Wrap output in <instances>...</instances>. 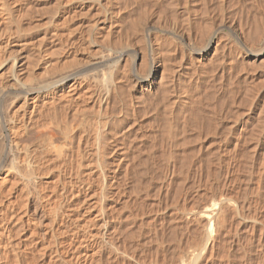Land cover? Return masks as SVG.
<instances>
[{"label":"rangeland","instance_id":"1","mask_svg":"<svg viewBox=\"0 0 264 264\" xmlns=\"http://www.w3.org/2000/svg\"><path fill=\"white\" fill-rule=\"evenodd\" d=\"M19 1H20L19 3H20L21 6H22V3H25L22 6L23 7L22 9H25V11H26V8L27 9H29L31 7L34 8V9L31 8L33 10H28L27 11V13L29 11H31V13L29 12V15L31 14V16L27 15L29 20H30V17L32 18V13L34 11H36V10L40 11L41 10L39 8V6L40 7L42 6L43 8H45L48 5H49V7H51V5L52 4L54 5L56 2L60 3V4H56V6H52L51 7V8H54V7L58 8V9L57 8L53 9V10H56V13L53 11V13H55V14H52V15L48 14L49 9H45V11L47 12L46 13L47 15L46 14L45 15H39V14H42V13L44 14V9L41 10V11H43L42 13L39 12V11H38L39 13H36L35 15L33 13V16H34L33 18H35V19L32 18L33 20L31 19L30 21L33 22V24L35 25L37 23V21H34V20H38L39 19L38 20V24L40 22L42 24H45L44 26H42V25L41 26H42V28L46 27V29H47L46 32H44L43 29H41L42 31L41 30H36L39 27V26H37L38 25L37 24V25H35L36 29L34 28L31 31L32 32L31 35H33L32 36L33 37V39H32L33 42L28 38V36H26V37H23V39L21 41H18L19 43L17 42L20 46L18 44L13 45L11 43V49L13 50V52L15 50L13 55L19 56L18 59L20 60V62L22 64H24V66H25V64H27L26 62L29 61L28 64L30 63V60H31L30 56H33V53H34L35 57L33 56L32 58H36V59L35 60L32 59L35 62L33 65H32L33 62L31 60V62H32L31 65L32 66L36 65V66H34L32 68V67H30L31 66L30 65L29 67L32 68L31 70L34 73L36 72L35 74H37V76L40 75L39 76L40 78H37L35 76L34 80L40 81L42 79L41 77H43V76H41L42 73H40V70L42 71V70H44V68L46 69V67H49V65H54L55 63L53 61L56 60L55 62H58L59 64H60V62L64 63L63 61L68 60V58H69L68 56H71V55H82L83 53H85L86 49L89 46H90V48L93 47V44H88V43L86 44L85 42H81V36L78 35L80 33V30H85L86 29L85 24L87 23V16H90L89 14H91V13L93 14V11H89L91 13H88L87 12L88 9H87L85 15L84 14H83V16L81 15V12H85L86 8H88L87 7L88 3L86 2V0H76V1L75 0H67V1L66 0H62V1H64L63 3L61 2V0L60 1L56 0V2H55V0H45V1L44 0H31L30 1L31 3L29 2V0H23L22 3H21L22 0H19ZM106 1H109V2H107L108 5L112 8L114 14H116L115 16L116 17L118 16L116 24H118V25L121 24L120 26L114 25L113 34L116 37L113 35L111 37V41H114L113 43L116 42L115 44L118 45V47H119V45L121 44L122 36L124 34H126V33L131 34L130 36H129V34H126V35H128V38L130 37V40H131L130 44H134V46H136L137 50L139 49V51H138L139 52V58H138V60L135 63V66L138 68V70L141 73H143L145 70L148 69L149 66H151L152 63L155 64L157 62V64H159V74L158 75L160 76V73H161L160 71H162L165 68L167 70L164 69L163 73L166 71V74H167V72H168L167 66L168 67L170 66L171 69L173 68L172 70L174 71L172 73L173 77L171 75L172 70L170 69V67H169V70L171 72L170 73L168 72L169 75L168 74L167 75L171 76V77H169V79H171L173 81L171 83L170 82L171 80H169L167 77H165V75H166L165 74L163 79H165L167 81L162 79V82L161 81L158 82V85L156 83H153L152 84L153 85L152 89L145 90V91L144 90L143 91L140 90L139 89L140 85L138 84L139 80L136 79L134 75H132L131 57H128L126 55L125 57H127L126 58L127 62L124 61L123 63H121L122 65L125 64L126 66L125 65L122 66L123 68H121V70H120L121 71V73H120L121 74L120 75L121 79L119 77L120 80L117 83L118 89H121V90H118L117 88H116L117 90L115 89L117 92L115 91V93L112 94V97L110 98V102H109L108 108H105L106 111H103L102 108L96 110L98 108V105L97 106L96 105L92 106V104H90L89 101H83L82 99L81 100L78 99V103L79 104L77 105V108L74 107V105L71 106V107H73V108H71L69 106L72 105V103H71V101L69 102V99L67 100L66 97H64L65 99L62 98V100H60L61 104L59 103L60 102L59 101L57 103L55 102L54 103L55 105H51L50 102H49V104H50L49 106L47 105L48 102H46V104H44L45 105L44 107L41 105L40 108H42L43 110L41 109L40 111H42L44 113L43 114L44 117L48 115L47 117H45V120L48 123L46 122L47 123L46 124L44 122L45 120L41 118L42 117L41 116L42 115L41 112L38 113V116L39 117L41 116L40 118H41V120H43L45 125H48L52 121V123L55 122V124H60V126L62 127V128L61 127L60 128L62 130H64V131L67 130V131H65L67 137L65 139V145L64 146H66L67 144L68 145L66 147H63V150H65V151L62 150V152H61L62 155H61V153H59L60 154L59 156H60L61 159L60 158L58 159V157H59L58 156V152L56 153V150H53L52 148L50 149L49 153L47 152V155L44 154V153H42V155H40L41 152L40 153L36 152L37 154L38 153L39 154L36 155V153H35L33 155L35 157L36 161H37V162H35V164H32L33 168L31 167L30 164L27 163V159H26L27 155L24 152V150L22 149L19 152V154H17V157H16V160L18 158V160H17L18 163L16 162L17 164H15V165H17L16 166L17 168L19 167L18 170L19 169L21 170V171L19 170V172H21V173L18 174V175L15 174V172H13L14 170L12 171L13 168L9 167V165L6 164V162L10 161L11 158H12L10 156L12 151H10L11 152L10 154H4L1 157V159H0L1 160V162H0V169H1L0 170V178L5 176V171L6 170L4 168H7V167H5V165L8 166V168H7V172H6L7 181L4 182L5 181L4 180L3 181L4 184L3 183L0 184V196L2 195L0 197V199L4 200L2 202V203H4L5 199L7 200V199H11L12 198L11 200H13V199H14V201L17 200V202L20 201L19 203L22 202L21 205L23 204L22 206H19L20 204L16 202L17 203L16 204V210H17V208L20 207V209H18V211L20 213L18 211H16L17 214H18L17 217L21 216L20 214H22L21 218H16L17 222H16V220L13 221L14 220L13 218L12 219L8 218L9 216L7 217L8 220L6 218H5V221L3 220L4 218L2 219L3 222L0 220V226H1L0 228L3 229L4 227L8 226V229H11L10 231L13 234V236H12V234L10 233V238H12L10 240L7 237L4 238L5 242H7L8 245H10L9 241H12V243H18L20 249L24 248L25 245H26L25 248L28 249L27 252H29V254L27 255V259H30V261H32V264H70V262H71V264L72 263L73 264H77V263L78 264H82L83 262H84V264H125V263L126 264H160V263L161 264H170V263L171 264H174V263L175 264H180L181 263L180 262L181 258L182 259H187L186 262H187V264H189L188 263V259L191 257L190 255H192L194 253L201 255L200 259L197 261V264H199V263L200 264H204V263L205 264H264V185H263L264 184V171H263L264 170V166H263L264 165V161L262 160V159H264V153H263L264 152V123H263V121H264V110H262V109H264V46H263L264 45V32H263L264 28H263V30L261 28L262 26L264 27V24L263 25L261 24V23L264 22V0H220V1L219 0H183V1L182 0H171L172 2L170 0H168V1L167 0H137V1L136 0H134V1L133 0H122V1L117 0V2H116V0H112V1L111 0H105V2ZM224 1H225V3H224ZM50 2H51V4H49ZM102 2H104V1L102 0ZM155 2H156V4L158 3L159 5L157 4V6H156ZM163 2H164V4H161ZM145 3H147L149 6L147 4H145ZM171 3H172V5H171ZM28 4H31V5H29L31 7H26V5H28ZM137 4H140V5H137ZM37 5H39L38 6L39 9H35L34 6H37ZM61 5L64 6L65 8L64 7L62 8ZM136 5L138 7L143 8V9L142 10H141V8L138 9L136 7ZM241 5H242V7H241ZM118 6H119V8H118ZM162 6L164 8H162ZM251 7H252V9H251ZM77 8H80V9H77ZM132 8H134V9H132ZM147 8L150 9V10H148ZM66 9L68 10L69 14L71 13L70 11H72V10H74V11L78 10L79 14H78V12H76V14L73 12L74 13V17L76 16L75 20H74L73 17L70 19V17L73 16L72 13L70 14V16H67V15H69L68 13L65 15V13L67 12ZM121 9H123L124 11H122ZM145 9H146V11H145ZM59 10H60V12H59ZM159 11H160L161 14L159 13ZM50 12H51V9H50ZM144 12H145V14H143ZM146 12H148V13L146 14ZM186 13H187V15H186ZM77 15H79V16H77ZM80 15H81V17H80ZM132 15H133V18L131 17ZM166 15H167V17H166ZM253 15H255V18L253 17ZM257 15L258 16L260 15V16L258 17ZM64 16L65 17L67 16L68 18L66 17V20H64L65 19V18H63ZM156 16L159 17V19L160 18L161 19L159 20L158 18H156ZM174 16H175V18H174ZM203 16H204V18H203ZM126 17H127V19H126ZM138 17H140L139 19H141L140 21H141V25H142V27L140 28L141 29L140 33L138 32L140 29L138 31H134L133 29H131L132 23L134 21L136 23V19L139 20ZM190 17H192V18H190ZM62 18H63L64 22H66L68 20L67 21L68 24H67V22L66 23H64V22L61 23V21H63ZM129 18H132V19H129ZM186 18H187V20H185ZM260 18L262 19V21L261 20L258 21ZM49 19H51V20H49ZM60 19H61V21L59 22ZM69 19H70V22H69ZM157 19H158V21L160 23H158ZM179 19H181V21ZM255 19L258 22L257 26H255L256 25L255 24L256 23ZM183 20H185L184 21L185 23L183 22ZM207 20H208V22H206ZM52 21L53 22H57L58 21L59 24L61 23V24L65 25V29L57 31V34L55 33L56 37H55V34L52 33L53 30H52V32L50 30V29H52L51 26H50ZM251 21H253V22H251ZM34 22H36V23H34ZM172 22H174L177 25V26L175 25L176 27L179 26V28H177L178 31H179V29L180 30L184 29V31L182 30V31L179 32V34L181 36L180 38H176V39L170 38V34L168 32H170V30H171V27L173 25V24H171ZM180 23H181V25H180ZM206 23H208L210 25L209 28L211 30L208 28L209 25L208 24L206 25ZM219 23H221V24L219 25ZM244 23H245V25L247 27L244 25ZM72 24H73V26H72ZM129 24H130V26H129ZM182 24H184V25L182 26ZM203 24H205L207 26V28H206L205 25L203 27ZM66 25H68V27ZM69 25H71V27ZM193 25H194V27H193L194 29L192 28ZM249 25H250L251 28L249 27ZM49 26H50V28L48 29ZM74 26L76 28L77 27L78 28L76 29ZM105 26H108V23ZM127 26H129L130 29ZM239 26H242V27L239 28ZM243 26L246 27V28H243ZM66 27H67V29H66ZM73 27L75 28L74 34H73V30H71L70 33L72 32L73 35L72 34H70V35L67 34L66 35V32L68 30H70L69 28L73 29ZM80 27H82V29ZM120 27L123 28V29H121ZM169 27H170V29H169ZM125 28H127V31H126ZM247 28L248 29L250 28V29L247 30ZM185 29L187 30L188 33L185 32L186 31ZM200 29H201V31L202 30L203 31L200 32ZM207 29H208V31H207ZM252 29L255 30V31L253 32ZM122 30H124L125 32L122 31ZM132 30H133V32H130ZM61 31H64L65 33L61 32ZM246 31H248L249 34H247L248 32H246ZM43 32L45 33V35H43L44 34ZM58 32H60V34H58ZM136 32H137V34H135ZM145 32H146V34H145ZM183 32L188 34V36L186 34H184ZM241 32H243V33H241ZM61 33H62V36H60ZM201 33L204 34V35H207L206 36L207 38H205L204 35H201ZM46 34L47 35L49 34V35L46 36ZM147 34L150 35L149 39H147V37H146ZM57 35H59L58 36L59 38L61 37L60 38L61 39V43L59 42L60 41L59 39L57 40V38H58ZM162 35H163V37L165 35V37L163 38ZM245 35H247V37ZM248 35L250 36V38H249ZM253 35L255 36L256 40L253 39L254 38ZM137 36H138V39H136ZM155 36H157L158 38L155 37ZM186 36H187V38H185ZM195 37H197V38H195ZM198 37H200V38H198ZM40 38L42 40H43V38H45V39L43 41L41 40L42 41L41 42ZM115 38L117 40L120 39V41L119 40L117 41ZM159 38H161L163 40L160 39L161 42H159ZM28 39L31 41V42L29 41L30 44L28 42ZM67 39L70 42H72V43H70L71 45L68 44L69 41ZM78 39H80V41ZM135 39H136V41H135ZM171 39L174 40V41H172ZM195 39H199V40H195ZM12 40H13V38H12ZM147 40H148V42H147ZM155 40L156 41L158 40V42H159L158 44H160V48H161L160 51L162 50V48H165V49H163V51H161V53L164 52V55H163L164 57L163 56L160 57L162 55L161 53H160L159 56L155 54L154 46H155V44H157V42ZM165 40L166 41L168 40L167 43L168 42L170 43V40L172 41L171 43L174 42L173 44L170 45V47H173V48H170L168 46L169 43L167 44ZM194 40L196 42H198V45H197V43ZM208 40L211 41L210 52H209L210 54L208 53V55L205 56L203 54V51L205 50L204 47H205L206 43L209 42ZM13 41L15 42V40H13ZM64 41H66V42H64ZM103 41L104 40L100 39L99 40L100 44H97V49L101 50V51L99 50L101 52V54L104 55V53L106 52L104 56H107L108 55L107 53H109V54L111 53V55H114V54L116 55V53H112L113 51L107 49V47L105 46V42H103ZM163 41H165V43ZM251 41H252V44H251ZM20 42H22V43L27 42V43H25L26 45H24V44L22 45L23 48L24 47H26V48L23 49L22 46H21L22 43L20 44ZM38 42L39 43L41 42V46H42L41 47L40 44H39V47H40L39 50L37 49L38 48L37 47L38 46L37 45ZM58 42L60 44H62V42H64V44L67 43L68 45L65 44V46H64L62 44L61 45L62 48H61L60 44ZM102 42L104 43L103 47L101 46ZM177 42L180 43V46H178L179 44H177ZM201 42H202V44H201ZM262 42H263V44H262ZM31 43H33V44H31ZM34 44H36L37 46L35 45L36 48H35V46L33 48L38 50L39 51V52L37 51L38 53L36 52L35 49L31 50L32 47H29V46H32ZM223 44H224V46H223ZM46 45L48 46V48H47ZM81 45H83V48H82ZM164 45H166V47H163ZM49 46H50V48H49ZM254 46H255L256 49L254 48ZM12 47L15 48V49H13ZM18 47H19V50H17ZM27 47H28V49L30 48V50L34 51V52L31 54V52L27 49ZM77 47H78V49H77ZM167 47H168V49H166ZM215 47H216V50H215ZM42 48H43V51H45V49H46L48 56L45 53H44V55L41 54V53H43ZM53 48L54 49L57 48V49L54 50ZM94 48H96V46ZM102 48H104V49H102ZM232 48L234 49V51H233ZM60 49H61V51H60ZM172 49H174V50H172ZM105 50H108V52L105 51ZM126 50H128V49L123 48V51H126ZM169 50H170V53H169ZM175 50H178V51H175ZM179 50H180V52H179ZM228 50H230V52ZM17 51H19V52H17ZM72 51L75 52V54L71 53ZM99 51H98V53H99ZM171 51H173L175 53H173V52L171 53ZM52 52H54V53L51 54ZM58 52H59V55H58ZM181 52L183 54H181ZM214 52H216L217 54L214 53ZM26 53H27V55H29V58L27 57ZM35 53H36V55H35ZM70 53H71V55H70ZM166 53L168 54V56H171V57H168L166 55ZM19 54H22V55L24 54V55L21 56ZM55 54H56L57 57L55 56ZM101 54L99 53V55H101ZM173 55H174V59L175 60L172 59ZM178 55L182 59L181 58L179 59ZM38 57H41V58L38 59ZM177 57H178V59H177ZM154 58H155L156 61L154 60ZM162 58L163 59L164 58H166V59L169 58L168 60H166V59L165 60H166V63H168L170 65H168V64L166 65V63L164 61L166 66L164 65L165 67H163V59ZM214 58H216L217 60H214ZM220 58L221 59L223 58V59L220 61ZM140 59H142V60H140ZM218 59H219L220 63L217 62ZM228 59H229V61H227ZM230 59H232L231 60L232 62L230 61ZM143 60L145 62H141ZM169 60H170V62L172 60L173 64H175L174 61H176V64L172 65V62L171 63L167 62ZM6 61H4L5 63L3 62V65L5 67L2 66L0 68V75H1V79H2V80L0 79V82L2 81L1 84H0V91H1V89L12 90V88H10L9 86H5L7 83H9L8 81H9V79L11 77L10 72L7 71L8 70L7 67H9V65H10L9 62L10 61L9 60H8L9 62L8 61L6 62ZM139 61L142 64L138 63ZM214 61H215V63H214ZM257 61H259V62H257ZM20 62H18V63L21 64ZM198 62L200 63V65H199ZM256 62L258 64H256ZM7 63L9 65H7ZM58 63H56V64H58ZM144 63H146V64L144 65ZM28 64L26 65V67H28ZM201 64H202V66H201ZM247 64H249V65H247ZM259 64H260V66H259ZM257 65H258L259 68H256ZM174 66L176 67L175 70H174ZM254 66H255V70H254ZM26 67H25V69H26ZM140 67H142V68H140ZM143 67H144V69H143ZM161 67L163 69H161ZM215 67H216V69H215ZM242 67H246V68L244 69ZM177 68H178V70H177ZM239 68H240V70H238ZM214 69H215V71H214ZM251 69H252V71L250 72ZM26 70H25V72H26ZM125 70L127 71V73H126ZM5 71H7L9 74L7 72H5ZM191 71L194 72V73H192ZM237 71H239V73ZM242 71H243V73H242ZM247 71H249V72H247ZM253 71H255V72H253ZM22 72H23V70H22ZM175 72H177V73H175ZM219 73H221L222 76L219 75ZM53 74H51V75L55 76L56 73H53ZM187 74H188V76H187ZM193 74H195V75H193ZM4 75H6L5 77L7 78V80H5ZM48 75L50 76V74H48ZM124 76H125V78H124ZM174 76H177L175 78L176 80L174 79ZM217 76H219V77H217ZM99 77H100V74H99ZM250 77L252 79H250ZM184 78H185V80H184ZM219 78H221V79L223 78V79L221 80ZM38 79H40V80H38ZM177 80H179V81H177ZM186 81H187L188 84L186 83ZM254 81L255 82L258 81V82L255 83ZM167 82H168V84H169V82L171 84L167 85ZM215 82H216V84H215ZM235 83H237V84H235ZM260 83H261V85L258 86V84H260ZM177 84H178V86H177ZM185 84H186V86H185ZM125 85H127V86H125ZM172 85H173V87H172ZM166 86H167V88L169 86V89L165 88ZM256 86H257V88H256ZM122 87H123V89H122ZM162 87H164V88H162ZM176 87H178V88H176ZM24 88H26V90L28 92L27 94H24L23 92H21V88L17 87V88H15L17 91L14 90V88H13V92L9 93V95L7 93H5L6 95H5L4 99H3L4 95L2 96V98L0 96V112H1L0 113V125H1V123H3L4 118L6 119V115L9 113V111H11V110H13L15 108L17 109V108H21L22 107L21 109H19V111L23 112V110L26 108V105H24L23 102H21V100L23 101L25 96H26V99H28L27 100L28 106H27V108L25 110H26V112H28L29 109L31 110V106H32L31 104H32V102H34V101H31V100H34L33 96L36 93V87H33L34 89H29L30 88L29 86H25ZM157 88H158V90H157ZM171 88H173V89H171ZM246 88L249 91L248 94L250 93L252 95V93H253L252 98H251L250 94H249V96H248V94H246V92H247ZM249 88L250 89L254 88V89L250 90ZM255 88H256V90H255ZM258 88H259V90H258ZM124 89H125L126 92L124 91ZM128 89H129V91H128ZM33 90H35V91H33ZM162 90H165V91H162ZM157 91H159V93H161V94H159ZM251 91H252V93H251ZM165 92L167 94H165ZM168 92H169V94H168ZM60 93H61V91H60ZM60 93L58 92L59 95H60ZM184 93H186V94H184ZM188 93H191V94L189 95ZM222 94H223V96H222ZM154 95H155V98H153ZM248 97H250V98H248ZM11 98L14 101H12ZM125 98H126V100H125ZM158 98L160 100H158ZM163 98L164 99L166 98L167 102ZM197 98L200 100L199 103L197 101L198 100ZM59 99H61V98H59ZM174 99H175V102H173ZM8 100L10 102H8ZM123 100H124V103H123ZM161 100L163 102L164 101L165 102L163 103ZM170 100L171 101L173 100V101L171 102ZM254 100H256V101H254ZM155 101H158V102H155ZM168 101L171 102V107H170V105H169L170 103H168ZM191 101H192V105L190 103ZM130 103L132 105H130ZM143 103H144L145 106L143 105ZM165 103H168V104H165ZM200 103L202 105H200ZM5 104L6 105L8 104V105L6 106ZM56 104L59 105V106H57ZM89 104H90V109L92 108L91 110L88 109ZM136 104H138V105H136ZM156 104H157V106H156ZM159 104H160L161 107L159 106ZM188 104H190V107H189ZM250 104H252V105H250ZM22 105H24L25 107L22 106ZM148 105H149V107H148ZM8 106H9V108H8ZM52 106H53V108H52ZM63 106L64 107L66 106L67 109H66V107L64 108ZM131 106H133V108ZM163 106H164V109H162ZM193 106H196V107H193ZM58 107H60V108H58ZM134 107H136V108H134ZM142 107H144V108H142ZM62 108H63V110H62ZM74 108L75 109H79V110L81 109L80 110L81 113L77 112L78 114L77 113L72 114L74 112L73 111ZM86 108L90 112H87ZM93 108H94V110H93ZM111 108H113L114 111ZM165 108H166V110H165ZM175 108H177V110ZM184 108H186V109H184ZM6 109H7V111H6ZM48 110H49V112H48ZM51 110H55V111L57 110V112L51 111ZM60 110H62L63 112L60 111ZM79 110H75V112L79 111ZM152 110H153V112H152ZM195 110H198V111H195ZM84 111H85V114L83 113ZM95 111H96V113H95ZM101 111L104 112V113L106 112V113L105 114L100 113ZM187 111H189V112H187ZM5 112L7 114H5ZM52 112H53V115H52ZM114 112H115V114H114ZM116 112H118V113H116ZM147 112H149V114ZM161 112H163V113H161ZM219 112H221V113H219ZM45 113H47V114L45 115ZM56 113H58V114H56ZM185 113L187 115H184ZM99 114L101 116H103V118L104 117H106V118L108 117L107 118V119H109L108 122H110L109 125L111 124L110 125L111 126L110 127L111 128L110 132L114 131L115 129L117 130V132L115 130L114 133H110V136H111V134H113L112 137H111V140L108 139L109 141H106V143L104 141L101 142V146L103 145L101 147V149L104 147L103 150H102L103 152L102 151L101 152L103 154L105 153V155H101L102 156L101 158L102 159L104 158L103 160L108 163V164L106 163L107 165H105V163L103 164V167L105 166L103 168V170L105 172L112 171L113 168L116 170L114 173L113 172H109V174L113 173L112 175L114 176L113 177L114 181H113V179H111V180L113 181V184H115V186L113 185V187L111 188V191H113V192L115 191V193L112 192L113 194L112 193H109V195L107 194V198L105 199V202H104V205L106 204L105 206H108V208L105 209L106 216L108 218V223H107L108 226L104 225V223L100 220V217H101L103 211H101L99 206H97L98 204L93 201V200L96 199L94 190L92 191V189H90L89 190L90 192H88L87 190L84 191L85 189L83 187H80V186L77 187L78 184H79L78 181H80L81 178H84L85 175H87V174L89 175V173H90V171L88 169H86V168H88V167H86V164H87L86 162H88V164L91 163L90 166L92 168L94 167V165L96 166V164L92 160L93 158H91L94 155H92L90 152L93 151V148H94L93 146H95V143L93 142L94 138L92 137V135H94L93 132H95L94 129H96L95 128L96 125H97L96 121L98 119H102V117ZM161 114H164V115H161ZM29 115H30V113H29ZM29 115L27 114V116H29ZM73 115H75V116H73ZM53 116H54V120H53ZM86 116H88L89 118L86 117ZM153 116H154V118L152 119ZM51 118H52V120H51ZM163 118H164L165 121L163 120ZM214 118H216V119H214ZM258 118H260V119H258ZM117 120H119V121H117ZM162 120H163V122H162ZM166 120H167V123H166ZM56 121L57 122H61V123H57ZM86 121L89 122V125H88V123ZM133 122H134V124H133ZM85 123H87V124L85 125ZM159 123L160 124L163 123L162 124L163 127H161V125ZM68 124H70V126H68ZM136 124H137V126H136ZM169 124H170V126H169ZM171 124L173 125V127L174 126L175 127L173 128ZM155 125H156V127H155ZM186 125H187V127H186ZM164 126H166V127H164ZM261 126H263V127H261ZM83 127H84V129H83ZM87 127H88V129H87ZM92 127H94V128H92ZM177 127H180V128L177 129ZM34 128L29 130V132H28L29 134L28 133H26V134L24 133L25 135L24 134L22 135V138L24 136V138L22 139V142L25 139L23 143H26V145L30 144L29 145L30 147L34 146L33 145L35 143L34 140L36 138H38V137L35 138V136L39 135V132H38L39 127H34ZM162 128H164V129L162 130ZM165 128L168 129V130H166ZM170 128H171V130H170ZM262 128H263V130H261ZM36 129H37V131H36ZM92 129H93V131H89V130H92ZM128 129H129V131H128ZM34 131H36V132L34 133ZM252 131L254 133H251ZM30 132H31V134H30ZM115 132L117 133V136H116ZM152 133H154V134H152ZM164 133H166L168 135H166ZM170 133H171V135H170ZM28 135L30 136V138H29ZM83 135H84V137H83ZM174 135H176V136H174ZM254 135H255V138H254ZM256 135H258V136L256 137ZM172 136H174V137H172ZM27 137H28V139H27ZM73 137H75V138H73ZM82 137L86 138L88 140L83 139ZM91 137L93 139H91ZM244 137H245V139H244ZM247 137L250 140L247 139ZM115 138L116 139L118 138V139L116 140ZM127 138H128V140H127ZM26 139H27V141H26ZM171 139H172V141H171ZM254 139H255V141H254ZM112 140H113L114 143L112 142ZM123 140H124V142H123ZM160 140H162V141H160ZM259 140H260V142H259ZM28 141H29V143H27ZM76 141L79 142L80 144L77 143ZM85 141H87V142H85ZM36 142H37V139H36ZM125 142H127V143H125ZM90 143L92 145H90ZM84 144H85V146H83ZM121 144L123 145V147H122ZM127 144H129V145H127ZM77 145L79 147V150H78V147H76ZM115 145H118V146L115 147ZM126 146L129 149H127ZM113 147H115V148H113ZM69 148H71V150L72 149L73 150L71 151ZM248 149H249V151H248ZM51 151H52L53 154L51 153ZM110 151H113V152H110ZM79 152H81V153H79ZM84 152H87V153H84ZM22 153L24 155H22ZM64 153H67V155L70 156V157H68ZM106 153H107V155H106ZM83 154L86 155V156H84ZM87 154H88V156H87ZM55 155H57V156H55ZM89 155H92V156H89ZM37 156H38V158H37ZM54 156H55V158L57 160L54 159ZM63 156H65V158ZM8 157H9V160H7ZM47 157H49V158L47 159ZM52 157H53V159H52ZM62 157L65 160H62ZM146 157H147V159H146ZM20 158H21V162H20ZM114 158H115V160H114ZM129 158H130V160H129ZM50 159H51V161H50ZM24 160H26V161H24ZM48 160L50 162H48ZM91 160L93 162H91ZM59 161H61L62 163H60ZM67 161H69V162H67ZM122 161H123V163H122ZM125 162H127V164ZM130 162H131V164H130ZM9 164H11V162H9ZM42 164H44V165H42ZM70 164H71V166H70ZM79 164H81V165H79ZM92 164H94V165H92ZM15 165H14V168H15ZM125 165H128V166H125ZM132 165H133L134 168H131ZM28 166H30V167H28ZM57 166H59V167H57ZM21 167H24V168H21ZM167 167H168V169H167ZM70 168H72V169H70ZM95 168L97 170H99L97 168V166H96V167L93 168L92 171H97V170H95ZM106 168H108V170ZM33 169H34V171H33ZM144 169H146L147 171L144 170ZM8 170H10V173H9ZM23 170H25V172ZM71 170H72V172H71ZM28 171H29L30 174L32 173L31 175H33V177H35L34 179H32L33 181L31 179H30V181H32L37 188L39 187L38 189L36 187H34V184L32 182L30 183L28 178L31 177V176L28 173ZM30 171H32V172H30ZM88 171H89V173H87ZM43 172H44V174H43ZM116 172H117V174H116ZM261 172H263V173H261ZM58 173H59L60 176L58 175ZM162 173L165 174V175H163ZM11 174H13V175H11ZM75 174H76V176H75ZM82 174H83V176H82ZM118 174H120V175H118ZM26 175L29 176V177H27ZM77 175H79V176H77ZM90 175H92V173H90ZM121 175H123L125 178L121 179V178H123V176H121ZM118 176H120V177H118ZM76 177H78V178H76ZM16 179L18 181H16ZM77 179H79V180H77ZM169 179H170V181H168ZM9 180L11 182H13L14 185ZM34 180H35L36 183L34 182ZM258 180H259V182H258ZM63 181H64V183H63ZM47 182L48 183L50 182L51 184L50 183L48 184ZM56 182H57V184H56ZM5 183H6V185H8L9 183H10V185H12V186L8 185V186H10V190L12 189L10 192H6L5 189L6 188L9 189V188H8V186L5 185ZM165 184H167V185H165ZM59 185H60V187H58ZM51 186H52V189H54V190L51 189ZM69 186H71V187H69ZM168 186H170L171 189ZM49 187H50V189H49ZM61 187L63 189H61V191H60ZM64 187H65V189H64ZM81 190H82V192H81ZM165 190H166V193H165ZM211 190H212V192H211ZM37 191H38V194L36 193ZM56 191H57V193H56ZM63 191H64V195H63ZM84 192H86V193H84ZM214 192H216V193H214ZM219 192H221V193H219ZM83 193H84V195H82ZM90 193L91 194L93 193L92 196H90L91 195ZM8 194H9V196H7ZM41 194L44 195L43 198H42ZM72 194H75V195H72ZM4 195L7 196V197H4ZM45 195H47V196L45 197ZM57 195L59 196L60 200H59ZM80 196H81V198H80ZM84 196L86 198L88 196L89 197L86 199ZM18 197H20V198L18 199ZM83 197L85 199H82ZM112 197H113V199H112ZM54 198L58 199V200H55ZM212 198H213V201L214 200L217 201V202L219 201L220 203H223V204L225 203V201L226 202L232 201V202H230V203L228 202L229 204L226 203V204H228L229 208L226 207L227 205L224 204L223 207H225V208H223V209L225 211L223 210V212L225 214L223 213V219L221 218L222 220L218 221L220 223L216 222V225L218 224V226H216L215 223H214V225H212L213 228H211L212 230H210L209 223H208V225H207L208 227H207L206 225L204 226L203 223L200 222V220L197 221V219H198L197 218V212H201L203 210L204 206L211 205V203L213 202ZM49 199H50V201H49ZM23 200L26 201V202H24ZM44 201H45V203H44ZM62 201H63V204H62ZM76 201L79 203V205H77L78 203ZM82 201L85 202V203H83ZM119 201H121V202H119ZM93 202L96 203V204H94ZM2 203H0V204H2ZM52 203H54V204H52ZM59 203H60V205L62 204L63 206L62 205L60 206ZM64 203H65V205H64ZM124 203H126V205ZM231 204H234V205H231ZM65 206H67V207H65ZM71 206L73 208H75V207L77 208V206H78V208L76 210V208L73 209ZM89 206H91L92 208L91 207L89 208ZM63 207H65V208H63ZM112 207H114V208H112ZM180 207L182 209H180ZM192 207H193V209H191ZM60 208H62V209H60ZM85 208H87L89 210H87ZM195 208H196V210H195ZM0 209H1L0 210V217H6L7 214L4 211H7L9 213V210L8 209L6 210L5 207L4 208L2 207ZM48 209H51V210H49L50 211L49 213L47 211ZM58 209H60V210H58ZM111 209H112V211H111ZM113 209H115L117 212L115 210H113ZM158 209H160V211ZM56 210H57V212H56ZM173 210H176V211L174 212ZM182 210H184V211H182ZM97 211H98V213H97ZM119 211H120V213H119ZM191 212L192 213H196L195 219H194V216L193 217L190 216V215H192ZM1 213H5V215L3 214V216H1L2 215ZM70 213H72V214H70ZM65 214H66L67 217L65 216ZM92 214H95V215H92ZM180 214L183 215L184 218L186 217L185 215H188L187 216V220H186V218L185 219L180 218ZM153 215H154V217H153ZM162 215H163V217H162ZM224 215H225V217H224ZM91 216H92L93 220H91V218H90ZM114 216H115L116 219L113 218ZM75 217H76V219H75ZM155 217H156V219H155ZM189 217H191L190 220H189ZM26 218H29V219H26ZM87 218H88V220H87ZM112 218H113L114 221L112 220ZM125 219H127V220L125 221ZM173 219H175V221ZM191 219H192V221H191ZM26 220H29L32 223L31 222L27 223ZM226 220H228V221L225 222ZM167 221L168 222L170 221V223H168ZM20 222H22V223L19 224ZM180 222H182V223H180ZM63 223H66V224H63ZM176 223H177V226H176ZM80 224H85V225H80ZM185 224L186 225L188 224V225L186 226ZM4 225H6V226H4ZM50 225H51V227H50ZM88 225H89V227H88ZM182 225H184V226H182ZM18 226H20V228ZM171 226L173 228H170ZM179 226H180V228H178ZM181 226H182V228H181ZM56 227H57V229H56ZM85 227H86V229L87 228H89V229L86 230ZM192 227H194V228L196 227L195 230ZM76 228H78V229L76 230ZM123 228H125V229H123ZM219 228H221V229H219ZM18 229H19L20 233H19ZM71 229H74L76 231L79 230L78 231V235L74 234L75 231L72 233ZM205 230L206 231H212L211 235L208 236L209 238H206L204 236V231ZM15 231H18V233H16ZM103 231H104V234L101 236V240L99 241V239H98V238H100L99 234L102 233ZM195 231H197V233ZM215 231H218V233L215 232ZM98 232H100V233H98ZM117 232L120 233V234H117ZM193 232H195V233H193ZM89 234H92V235H89ZM95 234L97 235L96 236L97 238L94 236ZM83 235H85V237H87V238L92 236L93 239H89V240L87 238L85 239L84 237H82ZM217 235H218V237H217ZM69 236L71 237V239H69L70 238ZM109 236L111 237V239H110ZM53 237H55V239H53ZM78 238L79 239L82 238V239L78 240ZM83 238L85 239L86 243L84 242ZM95 238H96V240H95ZM103 238H104V240H103ZM105 239H107V240H105ZM211 239H212V243H213V247L211 249L212 252L210 251L208 253L207 252L204 253L205 251H204L203 247L206 244V242H209ZM213 239H214V241H213ZM92 240H94V241H92ZM202 240H204V241L201 242ZM62 241L65 242V243L62 244L63 243ZM96 241H97V244L100 243V242H102V243L97 245ZM106 241H108V242H106ZM111 241H113L114 243L111 242ZM80 242H82V243H80ZM39 244H40V246H39ZM77 244H79V245H77ZM85 244H87L88 246L85 245ZM104 244H106V245H104ZM112 244H114L115 248L117 247L116 248L117 250L114 248V246L112 247ZM42 245H44V246H42ZM74 246H76V247H74ZM108 246H109V248H108ZM13 247H15V246H13ZM55 247H56V252L59 249L61 251V252L58 251L57 255H56L55 251H53L54 253L52 252V250H55ZM31 248H33V249H31ZM50 248H51V250H50ZM65 249H67L68 251L65 250ZM183 249H185V252H184ZM30 250H31V252H30ZM79 250H81L80 253L79 252L77 253V251H79ZM22 251H23V249L20 250L19 253H22ZM40 251H42V253ZM84 251H86V252H84ZM124 251H125V253H124ZM177 251H178L179 255L176 254ZM47 252H48V254H47ZM33 253L35 254L34 257H32ZM84 253H85V255H84ZM87 253H88V255H87ZM50 254H51V256H49ZM62 254H63V256H61ZM70 254L72 255V257L70 256ZM80 254L82 256L83 255L84 256L82 257ZM119 254H121V255L119 256ZM185 254H186V256H185ZM187 254H190V255H188L189 258L187 257ZM10 255L13 256L12 254H10ZM10 255H9V257H10ZM175 255H177L176 256L177 259H175L176 258ZM0 256H2L1 257L2 259L0 258V264H2V263L3 264H7V262L9 260L7 261L6 257H4L5 259H3V255H0ZM20 256H22V255H20ZM73 256H75V257H73ZM79 256L82 259L79 258ZM88 256L90 258H87ZM213 256H214V258H213ZM52 257H54V259ZM22 258H20V262L21 263H17V264H26L28 262L25 258L24 259L26 261L24 259H22ZM169 258H170V260H169ZM10 259H11V257H10ZM12 259H14V258L12 257ZM62 259H64V260H62ZM75 259H76L77 263H74L73 260H75ZM88 259H89V261H88ZM81 260H82V263H80ZM30 261L28 263L31 264ZM154 261H156V262H154ZM165 261H167V262L165 263ZM9 262L11 264H13V263L16 264L14 262V260L13 261L10 260Z\"/></svg>","mask_w":264,"mask_h":264},{"label":"bare ground","instance_id":"2","mask_svg":"<svg viewBox=\"0 0 264 264\" xmlns=\"http://www.w3.org/2000/svg\"><path fill=\"white\" fill-rule=\"evenodd\" d=\"M31 0H29V2H30ZM45 1V0H44ZM58 1V0H57ZM60 1V0H59ZM67 1V0H66ZM76 1V0H75ZM104 2H102V0H86V2L88 3L87 4V7L88 8H86V10H85V12H81V15L83 16V14L85 15V13H86V11H87V9H88V13H91V12H89V11H93V14L91 13V14H89L90 16H87V23L85 24V26H86V29L85 30H80V33L78 34V35H80L81 36V42H85L86 44L88 43V44H93V47H91L90 48V46L86 49V51H85V53H83L82 55H71V53H74L75 54V52H71L70 53V55L71 56H68L69 58H68V60H65V61H63L62 59V61L64 62V63H62V62H60V64L58 63V62H55V61H53L54 63V65H49V67H46V69L44 68V70H40V73H42L41 74V76H45L44 78L43 77H41L42 79L40 80V79H38V80H40V81H37V80H34L35 79V76L37 77V78H40L39 76H37V74H35L31 69L34 67V66H36V65H34V66H32L35 62L32 60V59H36V58H32L33 56H34V51H31V50H33V49H35L36 48V46L38 47L37 49L39 50V44H40V46H41V42L45 39V38H43V40L40 38V43L38 42V44L36 45V44H34V45H32V46H29V47H32V49L30 50V48L28 49V47H27V49L31 52V54L33 53V56H30L31 58V60H32V62H31V60H30V63L28 64V62H26L27 64H28V67H26V65L27 64H25V66H24V64H22L21 62H20V60L18 59V57L19 56H15V55H13V53L15 52V50H14V52H13V50L11 49V43L13 44V45H16V44H18L19 42L18 41H21L22 39H23V37H26V36H28V38L32 41V39H33V35H31V31L36 27L35 25H37L38 24V20H34V21H37V23L36 22H34V23H36L35 25L33 24V22H31L30 20L34 17L33 16V13H34V15L36 14V13H39V12H43V11H41L42 9H44V14L42 13V14H39V15H45L47 12L45 11V9H49V12H50V9H51V12L49 13L48 12V14H50V15H52V14H55L56 13V10H53L54 8H51L52 6H56V4H60L59 2H56V0H55V4L53 5H51V7H49V5L48 6H44L45 8H43L42 6L40 7L39 5H37V6H34L35 7V9H41L40 11L39 10H36V11H34L33 13H32V18L30 17V20H29V18H28V16L27 15H29V12L31 13V11H29L28 13H27V11L28 10H33L34 8L33 7H31V6H29V5H31V4H28V5H26V7H31V8H33V9H31V8H29V9H27L25 6V8H26V11H25V9H22L23 7V5L25 4V3H22L23 2V0L21 1V3H22V6L20 5V1L19 0H0V68L2 67V66H4L3 65V62L4 61H8L9 62V64L7 63V65H9V67H7L8 68V70L7 71H9L10 72V74H11V77H10V79H9V83H7L5 86H9L10 88H12V90H5V89H1V91H0V96H1V98H2V96H3V99H4V97H5V93H7L8 95H9V93H11V92H13V88H14V90H16L15 88H17V87H19V88H21V92H23L24 94H27L28 92H27V90H26V88H24L25 86H29L30 88L29 89H34L33 87H36V93H35V95L33 96V99L34 100H31V101H34V102H32V106H31V110L29 109V113H30V115H29V113L28 112H26V108H27V106H28V103H27V100L28 99H26V96L24 97V100L22 101L21 100V102H23V104L24 105H26V108L23 110V112H20L19 111V109H21V108H15V109H13V110H11V111H9V113L7 114L6 112H5V114H7L6 115V119L4 118V121H3V123H1V125H0V159H1V157L4 155V154H10L11 152L10 151H12V153L10 154V156L12 157L11 158V160L10 161H7L6 162V164H8L9 165V167H11V168H13L12 169V171L13 172H15V174H20L21 172H19V170H18V168L16 167L17 165H15V164H17L18 162H17V160H18V158H17V160H16V157H17V154H19V152L23 149L24 150V152L26 153V159H27V163L28 164H30L31 165V167L33 168V166H32V164H35V162H37L36 161V159H35V157L33 156L36 152H41L40 153V155H42V153H44V154H46L47 155V152L49 153L50 152V149L52 148L53 150H56V153L58 152V156L60 155L59 153H61L62 152V150H63V147H66V146H64L65 145V139H66V133H65V131H67V130H62L61 128V126H60V124H55V122L54 123H52V121H51V123H49L48 125H45V123L47 122L46 120H45V117H47V116H43V112L42 111H40L42 108H40L41 107V105L44 107L45 105L44 104H46V102H48V106L50 105L49 104V102L51 103V105H55L54 103L56 102H59L60 100H62V98H64V97H66V99L68 100L69 99V102L71 101V103H72V105H70L69 107H71V106H73L74 105V107H76L77 108V105L79 104L78 103V99H82L83 101H89V103L90 104H92V106L93 105H98V108L96 109V110H98V109H100V108H102L103 109V111H106V109L105 108H108V105H109V102H110V98L112 97V94H114L115 93V91L118 89V85H117V83H118V81L121 79V77H120V73H121V68H123L122 66H124V65H122L121 63H123L124 61H126L127 59V57H125L126 55L128 56V57H131V63H132V75H134L135 76V78L136 79H138L139 80V82H138V84L140 85L139 86V89L140 90H150V89H152L153 88V83H156L157 85H158V82H162V79L164 78V75L166 74V71L163 73V70L165 69H163L162 67H161V69H163L162 71H160L161 73H160V76L158 75L159 74V64H157V62L155 63V64H151V66H149L148 67V69L147 70H145L143 73H141L139 70H138V68L135 66V63H136V61L138 60V58H139V49L137 50V48H136V46H134V44H130L131 42V40H130V37L128 38V35H126V34H129V33H126V34H124L123 36H122V38H121V44L119 45V47H118V45H116L115 43H113L114 41H111V37L114 35L113 34V27H114V25H118V24H116V22H117V17L115 16L116 14H114V12H113V10H112V8L108 5V3L107 2H109V1H106L105 2V0H103ZM112 1V0H111ZM120 1H122V0H120ZM134 1V0H133ZM137 1V0H136ZM168 1V0H167ZM171 1V0H170ZM183 1V0H182ZM220 1V0H219ZM27 2V1H26ZM53 2V1H52ZM61 2L63 3L64 1H62L61 0ZM81 2V1H80ZM116 2H117V0H116ZM158 2V1H157ZM172 2V1H171ZM177 2V1H176ZM223 2V1H222ZM237 2V1H236ZM31 3V2H30ZM38 3V2H37ZM43 3V2H42ZM47 3V2H46ZM61 3V4H62ZM68 3V2H67ZM72 3V2H71ZM77 3V2H76ZM119 3V2H118ZM186 3V2H185ZM224 3H225V1H224ZM27 4V3H26ZM44 4V3H43ZM42 4V5H43ZM49 4H51V2L49 3ZM69 4V3H68ZM145 4H147V3H145ZM155 4H156V2H155ZM158 4V3H157ZM157 4H156V6H157ZM161 4H164V2L163 3H161ZM166 4V3H165ZM65 5V4H64ZM76 5V4H75ZM111 5V4H110ZM115 5V4H114ZM137 5H140V4H137ZM136 5V7L138 8V9H140L141 7H138ZM148 5V4H147ZM159 5V4H158ZM171 5H172V3H171ZM33 6V5H32ZM38 6H39V8H38ZM62 6V5H61ZM68 6V5H67ZM66 6V7H67ZM112 6V5H111ZM149 6V5H148ZM185 6V5H184ZM37 7V8H36ZM64 6H62V8H63ZM76 7V6H75ZM113 7V6H112ZM127 7V6H126ZM131 7V6H130ZM241 7H242V5H241ZM57 8V7H56ZM55 8V9H56ZM65 8V7H64ZM85 8V7H84ZM118 8H119V6H118ZM152 8V7H151ZM162 8H164L163 6H162ZM221 8V7H220ZM58 9V8H57ZM60 9V8H59ZM74 9V8H73ZM77 9H80V8H77ZM132 9H134V8H132ZM131 9V10H132ZM143 8H141V10H142ZM148 9V8H147ZM160 9V8H159ZM185 9V8H184ZM190 9V8H189ZM188 9V10H189ZM251 9H252V7H251ZM257 9V8H256ZM61 10V9H60ZM60 10H59V12H60ZM70 10V9H69ZM75 10V9H74ZM74 10H72V11H70L72 14H73V16H71L70 17V19L73 17L74 18V20H75V17H74V13L76 14V12H78V10L77 11H74ZM82 10V9H81ZM84 10V9H83ZM122 11H124L123 9H121ZM148 10H150V9H148ZM161 10V9H160ZM164 10V9H163ZM249 10V9H248ZM39 11V12H38ZM48 11V10H47ZM53 11L55 12V13H53ZM63 11V10H62ZM66 13H65V15L68 13V10L66 9ZM134 11V10H133ZM145 11H146V9H145ZM155 11V10H154ZM165 11V10H164ZM195 11V10H194ZM253 11V10H252ZM251 11V12H252ZM74 12V13H73ZM116 12V11H115ZM129 12V11H128ZM139 12V11H138ZM151 12V11H150ZM149 12V13H150ZM169 12V11H168ZM238 12V11H237ZM257 12V11H256ZM63 13V12H62ZM61 13V14H62ZM70 13V14H71ZM87 13V14H88ZM135 13V12H134ZM137 13V12H136ZM148 12H146V14H147ZM152 13V12H151ZM156 13V12H155ZM159 13H160V11H159ZM163 13V12H162ZM165 13V12H164ZM250 13V12H249ZM64 14V13H63ZM69 14V13H68ZM70 14L69 15H67V16H70ZM78 14H79V12H78ZM121 14V13H120ZM142 14V13H141ZM143 14H145V12L143 13ZM158 14V13H157ZM161 14V13H160ZM175 14V13H174ZM195 14V13H194ZM38 15V14H37ZM47 15V14H46ZM49 15V16H50ZM59 15V14H58ZM81 15H80V17H81ZM126 15V14H125ZM134 15V14H133ZM133 15L131 16L132 18H133ZM136 15V14H135ZM177 15V14H176ZM186 15H187V13H186ZM29 16H31V14L29 15ZM62 16V15H61ZM66 16V17H67ZM77 16H79V15H77ZM139 16V15H138ZM145 16V15H144ZM258 16V15H257ZM260 16V15H259ZM258 16V17H259ZM38 17V16H37ZM48 17V16H47ZM51 17V16H50ZM66 17L64 16L63 18H65L64 20H66ZM79 17V18H80ZM124 17V16H123ZM130 17V16H129ZM166 17H167V15H166ZM172 17V16H171ZM187 17V16H186ZM207 17V16H206ZM217 17V16H216ZM253 17L255 18V15H253ZM39 18V17H38ZM63 18H62V20H63ZM68 18V17H67ZM132 18H129V19H132ZM136 18V17H135ZM140 17H138V19H139ZM142 18V17H141ZM146 18V17H145ZM156 18H158L159 19V17H157L156 16ZM165 18V17H164ZM163 18V19H164ZM174 18H175V16H174ZM177 18V17H176ZM190 18H192V17H190ZM203 18H204V16H203ZM241 18V17H240ZM252 18V17H251ZM33 19H35V18H33ZM32 19V20H33ZM37 19V18H36ZM55 19V18H54ZM70 19H69V22H70ZM78 19V18H77ZM85 19V18H84ZM121 19V18H120ZM125 19V18H124ZM126 19H127V17H126ZM158 19H157V21H158ZM161 19V18H160ZM159 19V20H160ZM178 19V18H177ZM183 19V18H182ZM258 19V18H257ZM49 20H51V19H49ZM58 20V19H57ZM64 20L63 21H61V19L59 20V22L61 21V23H63L64 22ZM83 20V19H82ZM86 20V19H85ZM141 19H139V20H137L136 19V23H135V21L132 23V25H131V29H133L134 31H138L141 27H142V25H141V21H140ZM146 20V19H145ZM149 20V19H148ZM166 20V19H165ZM180 21H181V19H179ZM185 20H187V18L185 19ZM185 20H183V22L185 21ZM197 20V19H196ZM206 20V19H205ZM209 20V19H208ZM208 20L206 21V22H208ZM243 20V19H242ZM252 20V19H251ZM262 21V19L260 18L258 21ZM43 21V20H42ZM68 21V20H67ZM66 21V22H67ZM72 21V20H71ZM123 21V20H122ZM133 21V20H132ZM151 21V20H150ZM154 21V20H153ZM163 21V20H162ZM171 21V20H170ZM174 21V20H173ZM194 21V20H193ZM221 21V20H220ZM254 21V20H253ZM253 21H251V22H253ZM255 21H256V19H255ZM254 21V22H255ZM45 22V21H44ZM59 22L57 21V22H53L52 21V23H51V28L52 29H50L51 30V32H52V30H53V34H57V31H60V30H63V29H65V25H63V24H59ZM66 22H64V23H66ZM86 22V21H85ZM131 22V21H130ZM143 22V21H142ZM155 22V21H154ZM166 22V21H165ZM177 22V21H176ZM182 22V23H183ZM191 22V21H190ZM196 22V21H195ZM222 22V21H221ZM240 22V21H239ZM238 22V23H239ZM108 23V26H105L106 24ZM125 23V22H124ZM135 23V24H134ZM152 23V22H151ZM158 23H160L159 21H158ZM164 23V22H163ZM178 23V22H177ZM185 23V22H184ZM205 23V22H204ZM215 23V22H214ZM243 23V22H242ZM248 23V22H247ZM257 21H256V25L255 26H257ZM47 24V23H46ZM50 24V23H49ZM67 24H68V22H67ZM76 24V23H75ZM120 24V23H119ZM171 24H173L172 25V27H171V30H170V32H168L169 34H170V38H172V39H176V38H180L181 36H180V34H179V32L180 31H184V29H182V30H180L179 29V31H178V29L177 28H179V26L178 27H176L177 25L174 23V22H172ZM193 24V23H192ZM201 24V23H200ZM208 23H206V25H207ZM221 23H219V25H220ZM262 25L264 24V22L263 23H261ZM44 26L45 24H42L41 22L37 25V26H39L36 30H41V29H43V31L44 32H46V27L45 28H42V26ZM48 25V24H47ZM121 25V24H120ZM120 25H118V26H120ZM150 25V24H149ZM176 25V26H175ZM180 25H181V23H180ZM184 24H182V26H183ZM204 25L205 24H203V27H204ZM205 25V26H206ZM209 25V24H208ZM239 25V24H238ZM242 25V24H241ZM244 25H245V23H244ZM253 25V26H254ZM261 25V26H262ZM41 26V27H40ZM50 26L48 27V29L50 28ZM67 27H68V25H66ZM70 27H71V25H69ZM72 26H73V24H72ZM124 26V25H123ZM122 26V27H123ZM129 26H130V24H129ZM129 26H127V27H129ZM168 26V25H167ZM170 26V25H169ZM197 26V25H196ZM246 26V25H245ZM67 27H66V29H67ZM75 27V26H74ZM73 27V29L72 28H69L70 30H68L67 32H66V35L68 34V35H70V34H72V32L70 33V31L71 30H73V34H74V32H75V28ZM117 27V26H116ZM187 27V26H186ZM194 27V25L192 26V28ZM198 27V26H197ZM202 27V26H201ZM202 27V28H203ZM210 27V25L208 26V28ZM240 27H242V26H239V28ZM247 27V26H246ZM246 27H244L243 26V28H246ZM249 27H250V25H249ZM259 27V26H258ZM78 28V27H77ZM76 28V29H77ZM81 29H82V27H80ZM107 28V29H106ZM121 28V27H120ZM151 28V27H150ZM167 28V27H166ZM201 28V29H202ZM206 28H207V26H206ZM251 28V27H250ZM249 28V29H250ZM262 28V30H263V26L261 27ZM121 29H123V28H121ZM126 29V31H127V28H125ZM129 29H130V27H129ZM169 29H170V27H169ZM194 29V28H193ZM201 29H200V32H202L201 31ZM204 29V28H203ZM210 29V28H209ZM248 28H247V30H249ZM256 29V28H255ZM133 30L132 31H130V32H133ZM151 30V29H150ZM154 30V29H153ZM158 30V29H157ZM186 30V29H185ZM189 30V29H188ZM211 30V29H210ZM253 30V29H252ZM42 31V30H41ZM65 31V30H64ZM64 31H61V32H63V33H65ZM78 31V30H77ZM116 31V30H115ZM121 31V30H120ZM122 31H124V30H122ZM140 31H141V29L138 31L139 33H140ZM146 31V30H145ZM159 31V30H158ZM168 31V30H167ZM207 31H208V29H207ZM222 31V30H221ZM255 30H253V32H254ZM257 31V30H256ZM43 32V33H44ZM119 32V31H118ZM125 32V31H124ZM150 32V31H149ZM152 32V31H151ZM154 32V31H153ZM160 32V31H159ZM185 32H187V30L185 31ZM206 32V31H205ZM226 32V31H225ZM234 32V31H233ZM246 32H248V31H246ZM252 32V31H251ZM264 32V31H263ZM35 33V32H34ZM184 33V32H183ZM188 33V32H187ZM207 33V32H206ZM224 33V32H223ZM241 33H243V32H241ZM257 33V32H256ZM259 33V32H258ZM50 34V33H49ZM48 34V35H49ZM56 34H55V37H56ZM58 34H60V32H58ZM72 34V35H73ZM121 34V33H120ZM133 34V33H132ZM135 34H137V32L135 33ZM145 34H146V32H145ZM184 34H186V33H184ZM198 34V33H197ZM209 34V33H208ZM247 34H249V32L247 33ZM43 35H45V33L43 34ZM42 35V36H43ZM47 34H46V36H48ZM131 34H129V36H130ZM142 35V34H141ZM166 35V34H165ZM165 35H164V37H165ZM187 36H188V34H186ZM200 35V34H199ZM198 35V36H199ZM201 35H204V34H202L201 33ZM226 35V34H225ZM224 35V36H225ZM251 35V34H250ZM260 35V34H259ZM262 35V34H261ZM39 36V35H38ZM41 36V35H40ZM59 35H57V37H58ZM60 36H62V33H61V35ZM64 36V35H63ZM115 36V35H114ZM133 36V35H132ZM131 36V37H132ZM136 36V35H135ZM159 36V35H158ZM169 36V35H168ZM187 36L185 37V38H187ZM205 36V38H207L206 36L207 35H204ZM223 36V37H224ZM246 37H247V35H245ZM249 36V35H248ZM44 37V36H43ZM65 37V36H64ZM69 37V36H68ZM116 37V36H115ZM121 37V36H120ZM147 39H149V37H150V35L149 34H147ZM153 37V36H152ZM155 37H157V36H155ZM162 37H163V35H162ZM163 37V38H164ZM201 37V36H200ZM200 37H198V38H200ZM210 37V36H209ZM253 39L254 40H256L255 39V36L253 35ZM12 38H13V40H15V42L12 40ZM61 38V37H60ZM59 37L57 38V40L59 39L60 41V43H61V39H60ZM118 38V37H117ZM143 38V37H142ZM154 38V37H153ZM158 38V37H157ZM195 38H197V37H195ZM204 38V37H203ZM204 38V39H205ZM219 38V37H218ZM228 38V37H227ZM226 38V39H227ZM249 38H250V36H249ZM248 38V39H249ZM259 38V37H258ZM28 39V42L30 41ZM35 39V38H34ZM50 39V38H49ZM53 39V38H52ZM104 40L103 42H105V46L107 47V49L108 50H111V51H113L112 53H116V55L114 54V55H111V53L109 54V53H107L106 55L107 56H104L105 55V53H104V55H102L101 54V50L99 51L98 49H97V44H100L99 43V40ZM116 39V38H115ZM134 39V38H133ZM136 39H138V36L136 37ZM136 39H135V41H136ZM160 39L161 38H159V42H161L160 41ZM169 39V38H168ZM171 39V40H172ZM247 39V38H246ZM48 40V39H47ZM51 40V39H50ZM65 40V39H64ZM68 40V39H67ZM71 40V39H70ZM79 41H80V39H78ZM117 40V39H116ZM115 40V41H116ZM119 41H120V39H118ZM117 40V41H118ZM161 40H163V39H161ZM170 40V43L168 44L167 43V41H166V43L168 44V46L170 47V45L171 44H173V43H171L172 41H174V40H172L171 41ZM195 40H199V39H195ZM194 40V41H195ZM201 40V39H200ZM215 40V39H214ZM243 40V39H242ZM250 40V39H249ZM25 41V40H24ZM30 41V42H31ZM36 41V40H35ZM34 41V42H35ZM46 41V40H45ZM44 41V42H45ZM69 41V40H68ZM72 41V40H71ZM154 41V40H153ZM156 41V40H155ZM165 41H163L164 43H165ZM209 41V40H208ZM207 41V42H208ZM244 41V40H243ZM253 41V40H252ZM252 41H251V44H252ZM258 41V40H257ZM18 42V43H17ZM30 42H29V44H30ZM33 42V41H32ZM58 42V43H59ZM64 42H66V41H64ZM64 42H62V44L65 46V44L66 45H68V44H70V43H72V42H70L69 41V43L67 44V43H65L64 44ZM101 42V41H100ZM101 43V46L103 47V44L104 43ZM147 42H148V40H147ZM157 42V44H155V46H154V51H155V54L156 55H160V53H161V51H163V49H165V48H162V50L160 51V44H158L159 42H158V40L156 41ZM162 42V43H163ZM196 42V41H195ZM217 42V41H216ZM215 42V43H216ZM231 42V41H230ZM22 42H20V44H21ZM25 43H27V42H25ZM25 43H22L21 44V46L24 44V45H26ZM59 43V44H60ZM76 43V42H75ZM133 43V42H132ZM135 43V42H134ZM155 43V42H154ZM153 43V44H154ZM161 43V44H162ZM163 43V44H164ZM197 43V45H198V42H196ZM200 43V42H199ZM31 44H33V43H31ZM51 44V43H50ZM53 44V43H52ZM62 44H60V47H61V45ZM85 44V45H86ZM114 44V45H113ZM166 44V45H167ZM177 44H179L178 46H180V43H178L177 42ZM195 44V43H194ZM201 44H202V42H201ZM210 44H211V41H209L208 43H206V45H205V50L203 51V54L206 56V55H208V53L210 52ZM250 44V45H251ZM256 44V43H255ZM262 44H263V42H262ZM19 45V44H18ZM36 45V46H35ZM71 45V44H70ZM136 45V44H135ZM166 45H164L163 47H166ZM204 45V44H203ZM20 46V45H19ZM35 46V48H33ZM47 46V45H46ZM53 46V45H52ZM59 46V45H58ZM78 46V45H77ZM82 46V48H83V45H81ZM96 46V48H94ZM174 46V45H173ZM196 46V45H195ZM202 46V45H201ZM221 46V45H220ZM219 46V47H220ZM223 46H224V44H223ZM253 46V45H252ZM251 46V47H252ZM261 46V45H260ZM264 46V45H263ZM15 47V46H14ZM42 47V46H41ZM56 47V46H55ZM68 47V46H67ZM162 47V46H161ZM200 47V46H199ZM236 47V46H235ZM250 47V46H249ZM257 47V46H256ZM13 48V47H12ZM21 48V47H20ZM22 48H23V46H22ZM24 48H26V47H24ZM23 48V49H24ZM47 48H48V46H47ZM49 48H50V46H49ZM62 48V47H61ZM80 48V47H79ZM123 48H125V49H128V50H126V51H123ZM170 48H173V47H170ZM175 48V47H174ZM177 48V47H176ZM203 48V49H204ZM224 48V47H223ZM228 48V47H227ZM230 48V47H229ZM254 48H255V46H254ZM12 51H11V50ZM13 49H15V48H13ZM54 49V48H53ZM52 49V50H53ZM57 49V48H56ZM56 49H54V50H56ZM72 49V48H71ZM77 49H78V47H77ZM102 49H104V48H102ZM142 49V48H141ZM151 49V48H150ZM166 49H168V47L166 48ZM201 49V48H200ZM233 49V48H232ZM256 49V48H255ZM259 49V48H258ZM257 49V50H258ZM17 50H19V47H18V49ZM36 50V49H35ZM38 50H36V52L38 51ZM48 50V49H47ZM51 50V51H52ZM53 50V51H54ZM66 50V49H65ZM80 50V49H79ZM108 50H105V51H107L108 52ZM171 50V49H170ZM170 50H169V53H170ZM172 50H174V49H172ZM215 50H216V47H215ZM254 50V49H253ZM22 51V50H21ZM42 51H43V48H42ZM45 51H46V49H45ZM45 51H43V53H41V54H43L44 55V53L47 55V51L45 52ZM60 51H61V49H60ZM81 51V50H80ZM98 51H99V53L101 54V55H99V53H98ZM165 51V50H164ZM167 51V50H166ZM175 51H178V50H175ZM182 51V50H181ZM213 51V50H212ZM219 51V50H218ZM229 52H230V50H228ZM233 51H234V49H233ZM17 52H19V51H17ZM28 52V51H27ZM29 52V53H30ZM39 52V51H38ZM37 52V53H38ZM65 52V51H64ZM78 52V51H77ZM82 52V51H81ZM142 52V51H141ZM173 51H171V53H172ZM179 52H180V50H179ZM50 53V52H49ZM48 53V54H49ZM54 52H52L51 54H53ZM56 53V52H55ZM173 53H175V52H173ZM177 53V52H176ZM213 53V52H212ZM214 53H216V52H214ZM227 53V52H226ZM239 53V52H238ZM18 54V53H17ZM66 54V53H65ZM153 54V53H152ZM162 55L160 56V57H162L163 55H164V52L163 53H161ZM181 54H183L182 52H181ZM210 54V53H209ZM217 54V53H216ZM219 54V53H218ZM224 54V53H223ZM229 54V53H228ZM19 55H21V56H23L22 54H19ZM26 55H27V53H26ZM35 55H36V53H35ZM50 55V54H49ZM58 55H59V52H58ZM144 55V54H143ZM166 55L168 56V54L166 53ZM170 55V54H169ZM226 55V54H225ZM234 55V54H233ZM38 56V55H37ZM48 56V55H47ZM54 56V55H53ZM55 56H56V54H55ZM67 56V55H66ZM181 56V55H180ZM241 56V55H240ZM27 57L29 58V55H27ZM26 57V58H27ZM35 57V56H34ZM42 57V56H41ZM41 57H38V59L39 58H41ZM46 57V56H45ZM57 57V56H56ZM141 57V56H140ZM155 57V56H154ZM157 57V56H156ZM164 57V56H163ZM166 57V56H165ZM168 57H171V56H168ZM178 57H179V55H178ZM178 57H177V59H178ZM221 57V56H220ZM227 57V56H226ZM167 58V57H166ZM166 58H162L163 59V67H165L168 63H166V60H168V59H166ZM181 57H179V59H180ZM209 58V57H208ZM224 58V57H223ZM222 58V59H223ZM241 58V57H240ZM23 59V58H22ZM43 59V58H42ZM49 59V58H48ZM129 59V58H128ZM143 59V58H142ZM142 59H140V60H142ZM157 59V58H156ZM166 59V60H165ZM172 59H174V55L172 56ZM182 59V58H181ZM212 59V58H211ZM221 58H220V61L222 60ZM226 59V58H225ZM235 59V58H234ZM27 60V59H26ZM29 60V59H28ZM46 60V59H45ZM53 60V59H52ZM146 60V59H145ZM154 60H155V58H154ZM175 60V59H174ZM214 60H217L216 58H214ZM232 59H230V61H231ZM239 60V59H238ZM260 60V59H259ZM6 61V62H7ZM42 61V60H41ZM156 61V60H155ZM161 61V60H160ZM164 61H165V63H166V65H165V63H164ZM191 61V60H190ZM194 61V60H193ZM227 61H229V59L227 60ZM234 61V60H233ZM18 62H20L21 64H19ZM38 62V61H37ZM36 62V63H37ZM127 62V61H126ZM125 62V63H126ZM130 62V61H129ZM128 62V63H129ZM141 62H145L144 60L143 61H141ZM140 61L138 62V63H141ZM167 62H169V63H171L172 62V65H175L176 64V61H174V63L175 64H173V61L171 60V62H170V60L169 61H167ZM208 62V61H207ZM217 62H219V59H218V61ZM226 62V61H225ZM232 62V61H231ZM235 62V61H234ZM237 62V61H236ZM257 62H259V61H257ZM256 62V64H258ZM5 63V62H4ZM31 63H32V65H31ZM56 63H58V64H56ZM127 63V64H128ZM193 63V62H192ZM199 63V62H198ZM214 63H215V61H214ZM220 63V62H219ZM238 63V62H237ZM142 64V63H141ZM146 63H144V65H145ZM157 64V65H156ZM180 64V63H179ZM184 64V63H183ZM195 64V63H194ZM207 64V63H206ZM213 64V63H212ZM234 64V63H233ZM252 64V63H251ZM6 65V66H7ZM31 65V66H30ZM44 65V64H43ZM42 65V66H43ZM165 65V66H164ZM168 65H170V64H168ZM192 65V64H191ZM199 65H200V63H199ZM211 65V64H210ZM240 65V64H239ZM247 65H249V64H247ZM253 65V64H252ZM251 65V66H252ZM263 65V64H262ZM32 67V68H30V67ZM126 66V65H125ZM143 66V65H142ZM195 66V65H194ZM201 66H202V64H201ZM206 66V65H205ZM231 66V65H230ZM259 66H260V64H259ZM5 67V66H4ZM3 67V68H4ZM25 67H26V69H25ZM145 67V66H144ZM144 67H143V69H144ZM170 67V66H169ZM169 67L167 66V68H168V72L170 73L171 71L169 70ZM42 68V69H43ZM140 68H142V67H140ZM139 68V69H140ZM179 68V67H178ZM178 68H177V70H178ZM204 68V67H203ZM242 68H246V67H242ZM256 68H259L258 67V65H257V67ZM26 70V72H25V70ZM125 69V68H124ZM128 69V68H127ZM146 69V68H145ZM170 69H171V67H170ZM173 69V68H172ZM171 69V70H172ZM176 69V67L174 66V70ZM192 69V68H191ZM215 69H216V67H215ZM215 69H214V71H215ZM221 69V68H220ZM6 70V69H5ZM22 70H23V72H22ZM123 70V69H122ZM165 70H167V69H165ZM200 70V69H199ZM238 70H240V68L238 69ZM242 70V69H241ZM254 70H255V66H254ZM7 71H5V72H7ZM126 71V70H125ZM142 71V70H141ZM190 71V70H189ZM244 71V70H243ZM243 71H242V73H243ZM252 71V69L250 70V72ZM168 72H167V74H168ZM174 71L172 70V72H171V75H172V77H173V73ZM192 72V71H191ZM223 72V71H222ZM238 73H239V71H237ZM236 72V73H237ZM247 72H249V71H247ZM253 72H255V71H253ZM252 72V73H253ZM8 73V72H7ZM6 73V74H7ZM53 73H56L55 74V76H53L54 74ZM126 73H127V71H126ZM175 73H177V72H175ZM174 73V74H175ZM192 73H194V72H192ZM198 73V72H197ZM2 74V73H1ZM9 74V73H8ZM26 74V75H25ZM39 74V73H38ZM48 74H50V76L48 75ZM51 74H53V75H51ZM99 74H100V77H99ZM123 74V73H122ZM131 74V73H130ZM165 75V77H167L168 79H169V77H171V76H168V75ZM190 74V73H189ZM214 74V73H213ZM131 75V76H132ZM193 75H195V74H193ZM200 75V74H199ZM218 75V74H217ZM219 75H221V73H219ZM237 75V74H236ZM6 75H4V78H5V80H7V78L5 77ZM9 76V75H8ZM48 76V77H47ZM187 76H188V74H187ZM197 76V75H196ZM222 76V75H221ZM220 76V77H221ZM119 77H120V79H119ZM130 77V76H129ZM177 76H174V79L176 78ZM217 77H219V76H217ZM244 77V76H243ZM246 77V76H245ZM3 78V77H2ZM3 78V79H4ZM124 78H125V76H124ZM133 78V77H132ZM166 78V79H167ZM179 78V77H178ZM202 78V77H201ZM248 78V77H247ZM258 78V77H257ZM0 79H1V75H0ZM190 79V78H189ZM195 79V78H194ZM219 79H221V78H219ZM223 79V78H222ZM221 79V80H222ZM246 79V78H245ZM250 79H252L251 77H250ZM2 80V79H1ZM123 80V79H122ZM126 80V79H125ZM163 80H165V79H163ZM169 80H171V79H169ZM176 80V79H175ZM184 80H185V78H184ZM196 80V79H195ZM204 80V79H203ZM215 80V79H214ZM238 80V79H237ZM127 81V80H126ZM165 81H167V80H165ZM172 81L173 80H171L170 82L172 83ZM177 81H179V80H177ZM197 81V80H196ZM202 81V80H201ZM213 81V80H212ZM218 81V80H217ZM2 82V81H1ZM1 82H0V84H1ZM169 82V84H171ZM176 82V81H175ZM238 82V81H237ZM255 82V81H254ZM256 82H258V81H256ZM255 82V83H256ZM124 83V82H123ZM132 83V82H131ZM166 83V82H165ZM164 83V84H165ZM180 83V82H179ZM183 83V82H182ZM186 83H187V81H186ZM192 83V82H191ZM201 83V82H200ZM5 84V83H4ZM3 84V85H4ZM126 84V83H125ZM130 84V83H129ZM128 84V85H129ZM168 84V82H167V85H169ZM174 84V83H173ZM188 84V83H187ZM214 84V83H213ZM212 84V85H213ZM215 84H216V82H215ZM218 84V83H217ZM235 84H237V83H235ZM253 84V83H252ZM263 84V83H262ZM122 85V84H121ZM162 85V84H161ZM180 85V84H179ZM201 85V84H200ZM220 85V84H219ZM249 85V84H248ZM251 85V84H250ZM257 85V84H256ZM261 85V83L260 84H258V86H260ZM125 86H127V85H125ZM160 86V85H159ZM165 86V85H164ZM177 86H178V84H177ZM185 86H186V84H185ZM195 86V85H194ZM252 86V85H251ZM121 87V86H120ZM131 87V86H130ZM171 87V86H170ZM172 87H173V85H172ZM183 87V86H182ZM217 87V86H216ZM228 87V86H227ZM117 88V89H116ZM133 88V87H132ZM161 88V87H160ZM162 88H164V87H162ZM165 88H167V86L165 87ZM176 88H178V87H176ZM219 88V87H218ZM256 88H257V86H256ZM256 88H255V90H256ZM28 89V88H27ZM116 89V90H115ZM122 89H123V87H122ZM167 89H169V86H168V88ZM166 89V90H167ZM171 89H173V88H171ZM225 89V88H224ZM250 89V88H249ZM254 88H251L250 90H253ZM118 90H121V89H118ZM157 90H158V88H157ZM233 90V89H232ZM246 90H247V88H246ZM258 90H259V88H258ZM17 91V90H16ZM32 91V90H31ZM33 91H35V90H33ZM60 91H61V93H60ZM124 91H125V89H124ZM128 91H129V89H128ZM160 91V90H159ZM159 91H157L158 93H159ZM162 91H165V90H162ZM175 91V90H174ZM191 91V90H190ZM199 91V90H198ZM44 92V93H43ZM58 92L60 93V95L58 94ZM117 92V91H116ZM119 92V91H118ZM126 92V91H125ZM161 92V91H160ZM177 92V91H176ZM188 92V91H187ZM221 92V91H220ZM224 92V91H223ZM226 92V91H225ZM248 90H247V92H246V94H248ZM128 93V92H127ZM149 93V92H148ZM156 93V92H155ZM174 93V92H173ZM172 93V94H173ZM251 93H252V91H251ZM260 93V92H259ZM77 94V95H76ZM159 94H161V93H159ZM163 94V93H162ZM165 94H167L166 92H165ZM168 94H169V92H168ZM184 94H186V93H184ZM189 95L191 94V93H188ZM250 94V93H249ZM249 94H248V96H249ZM258 94V93H257ZM158 95V94H157ZM174 95V94H173ZM180 95V94H179ZM251 95V94H250ZM252 95H253V93H252ZM252 95H251V98H252ZM75 96V97H74ZM147 96V95H146ZM222 96H223V94H222ZM119 97V96H118ZM136 97V96H135ZM153 97V96H152ZM157 97V96H156ZM166 97V96H165ZM183 97V96H182ZM233 97V96H232ZM245 97V96H244ZM7 98V97H6ZM59 98H61V99H59ZM121 98V97H120ZM148 98V97H147ZM153 98H155V95H154V97ZM152 98V99H153ZM168 98V97H167ZM193 98V97H192ZM248 98H250V97H248ZM65 99V98H64ZM63 99V100H64ZM130 99V98H129ZM137 99V98H136ZM146 99V98H145ZM144 99V100H145ZM164 99V98H163ZM162 99V100H163ZM177 99V98H176ZM180 99V98H179ZM198 99V98H197ZM237 99V98H236ZM254 99V98H253ZM11 100H12V98H11ZM112 100V99H111ZM125 100H126V98H125ZM148 100V99H147ZM146 100V101H147ZM158 100H160L159 98H158ZM161 100V101H162ZM164 100H166V98L164 99ZM181 100V99H180ZM195 100V99H194ZM12 101H14V100H12ZM65 101V100H64ZM73 101V102H72ZM131 101V100H130ZM142 101V100H141ZM171 101V100H170ZM173 101V100H172ZM171 101V102H172ZM187 101V100H186ZM198 101V103H199V99L197 100ZM254 101H256V100H254ZM262 101V100H261ZM8 102H10L9 100H8ZM128 102V101H127ZM152 102V101H151ZM154 102V101H153ZM155 102H158V101H155ZM163 102V101H162ZM165 102V101H164ZM163 102V103H164ZM166 102H167V100H166ZM171 102H169L168 101V103H170L169 105H170V107H171ZM173 102H175V99H174V101ZM195 102V101H194ZM193 102V103H194ZM4 103V102H3ZM53 103V104H52ZM60 104H61V101L59 102ZM64 103V102H63ZM68 103V102H67ZM86 103V102H85ZM123 103H124V100H123ZM148 103V102H147ZM168 103H165V104H168ZM181 103V102H180ZM187 103V102H186ZM191 103V105H192V101L190 102ZM197 103V102H196ZM250 103V102H249ZM20 104V103H19ZM66 104V103H65ZM70 104V103H69ZM90 104H89V107H88V109H90ZM155 104V103H154ZM232 104V103H231ZM6 105V104H5ZM4 105V106H5ZM8 105V104H7ZM6 105V106H7ZM11 105V104H10ZM24 105H22V106H24ZM57 105V104H56ZM63 105V104H62ZM68 105V104H67ZM88 105V104H87ZM111 105V104H110ZM119 105V104H118ZM126 105V104H125ZM130 105H132L131 103H130ZM136 105H138V104H136ZM143 105H144V103H143ZM164 105V104H163ZM181 105V104H180ZM189 105V107H190V104H188ZM195 105V104H194ZM197 105V104H196ZM200 105H202L201 103H200ZM236 105V104H235ZM250 105H252V104H250ZM19 106V105H18ZM30 106V105H29ZM57 106H59V105H57ZM91 106V107H92ZM100 106V107H99ZM142 106V105H141ZM145 106V105H144ZM154 106V105H153ZM152 106V107H153ZM156 106H157V104H156ZM159 106H160V104H159ZM177 106V105H176ZM187 106V105H186ZM17 107V106H16ZM20 107V106H19ZM25 107V106H24ZM47 107V106H46ZM64 107V106H63ZM66 107V106H65ZM64 107V108H65ZM84 107V106H83ZM87 107V106H86ZM110 107V106H109ZM112 107V106H111ZM115 107V106H114ZM132 108H133V106H131ZM148 107H149V105H148ZM161 107V106H160ZM173 107V106H172ZM188 107V108H189ZM192 107V106H191ZM193 107H196V106H193ZM203 107V106H202ZM261 107V106H260ZM8 108H9V106H8ZM7 108V109H8ZM52 108H53V106H52ZM51 108V109H52ZM56 108V107H55ZM54 108V109H55ZM58 108H60V107H58ZM71 108H73V107H71ZM127 108V107H126ZM131 108V109H132ZM134 108H136V107H134ZM140 108V107H139ZM138 108V109H139ZM142 108H144V107H142ZM154 108V107H153ZM7 109H6V111H7ZM66 109H67V107H66ZM84 109V108H83ZM92 109V108H91ZM90 109V110H91ZM111 109H113V108H111ZM110 109V110H111ZM146 109V108H145ZM162 109H164V106H163V108ZM161 109V110H162ZM171 109V108H170ZM169 109V110H170ZM173 109V108H172ZM176 110H177V108H175ZM184 109H186V108H184ZM201 109V108H200ZM43 110V109H42ZM45 110V109H44ZM62 110H63V108H62ZM62 110H60V111H62ZM72 110V109H71ZM75 110H79V109H73V113L72 114H74V113H77V112H80V110L79 111H76L75 112ZM86 110H87V108H86ZM93 110H94V108H93ZM92 110V111H93ZM109 110V111H110ZM134 110V109H133ZM136 110V109H135ZM154 110V109H153ZM153 110H152V112H153ZM157 110V109H156ZM165 110H166V108H165ZM179 110V109H178ZM191 110V109H190ZM199 110V109H198ZM198 110H195V111H198ZM262 110H264V109H262ZM4 111V110H3ZM39 111V112H38ZM47 111V110H46ZM45 111V112H46ZM51 111H55V110H51ZM112 111V110H111ZM113 111H114V109H113ZM116 111V110H115ZM137 111V110H136ZM135 111V112H136ZM143 111V110H142ZM147 111V110H146ZM42 113V119H44L45 121V123L43 122V120H41V118L38 116V113ZM48 112H49V110H48ZM55 112H57V110L55 111ZM63 112V111H62ZM66 112V111H65ZM68 112V111H67ZM70 112V111H69ZM87 112H90V111H88L87 110ZM139 112V111H138ZM151 112V111H150ZM169 112V111H168ZM180 112V111H179ZM187 112H189V111H187ZM193 112V111H192ZM260 112V111H259ZM1 113V112H0ZM51 113V112H50ZM81 113V112H80ZM84 114H85V111L83 112ZM94 113V112H93ZM95 113H96V111H95ZM100 113H103V114H105L104 112H100ZM116 113H118V112H116ZM120 113V112H119ZM148 114H149V112H147ZM159 113V112H158ZM161 113H163V112H161ZM167 113V112H166ZM170 113V112H169ZM183 113V112H182ZM216 113V112H215ZM219 113H221V112H219ZM238 113V112H237ZM236 113V114H237ZM263 113V112H262ZM27 114L29 115V116H27ZM47 113H45V115H46ZM55 114V113H54ZM56 114H58V113H56ZM78 114V113H77ZM76 114V115H77ZM102 114V115H103ZM108 114V113H107ZM114 114H115V112H114ZM128 114V113H127ZM131 114V113H130ZM137 114V113H136ZM143 114V113H142ZM145 114V113H144ZM171 114V113H170ZM189 114V113H188ZM213 114V113H212ZM52 115H53V112H52ZM70 115V114H69ZM100 115V114H99ZM118 115V114H117ZM132 115V114H131ZM156 115V114H155ZM161 115H164V114H161ZM172 115V114H171ZM175 115V114H174ZM184 115H187L186 113L184 114ZM5 116V115H4ZM50 116V115H49ZM65 116V115H64ZM73 116H75V115H73ZM101 116V115H100ZM138 116V115H137ZM142 116V115H141ZM177 116V115H176ZM191 116V115H190ZM235 116V115H234ZM257 116V115H256ZM261 116V115H260ZM263 116V115H262ZM44 117V118H43ZM51 117V116H50ZM66 117V116H65ZM71 117V116H70ZM86 117H88V116H86ZM102 117V119H98L96 122V129H94V131L95 132H93L94 133V135H92V137L94 138H92L91 137V139H93L94 141V143H95V146H93L94 148H93V153L92 152H90L92 155H94V156H92V155H89V156H92L91 158H93L92 160L94 161V163L96 164V166H97V168L99 169V170H97L96 168H95V170H97V171H92L93 170V168L94 167H96L94 164H92V165H94V167L92 168L90 165H91V163H89L88 164V162H86L85 164H86V167H88V168H86V169H88L89 171H90V173H92V175H90V173H89V171L87 172V173H89V175L87 176V175H85V177L84 178H81V180L80 181H78L79 182V184H78V186L77 187H83L85 190L84 191H88V192H90L89 190L90 189H92V191L94 190V193H95V196H96V199L95 200H93L94 202H96L98 205L97 206H99V208H100V210L101 211H103L102 212V215H101V217H100V220L104 223V225H107V223H108V218H107V216H106V211H105V209L106 208H108V206H105L104 205V202H105V199L107 198V194L109 195V193H112L113 191H111V188L113 187V185L115 186V184H113V181H114V179H113V173L116 171L113 167V170L112 171H109V172H113L112 174H109V172H105L104 170H103V168L105 167H103V164L105 163V165H107L108 163L106 162V161H104L101 157V155H105V153L103 154L102 152V150H103V148L101 149V147L103 146H101V142H105L106 143V141H109V140H111V137H112V135L113 134H111V136H110V133H114V131L116 130H114V131H112V132H110V125H109V123L110 122H108L109 121V119H107L106 117H104L103 118V116H101ZM165 117V116H164ZM202 117V116H201ZM216 117V116H215ZM58 118V117H57ZM56 118V119H57ZM63 118V117H62ZM69 118V117H68ZM67 118V119H68ZM89 118V117H88ZM87 118V119H88ZM132 118V117H131ZM154 118V116L152 117V119ZM157 118V117H156ZM171 118V117H170ZM169 118V119H170ZM209 118V117H208ZM213 118V117H212ZM218 118V117H217ZM224 118V117H223ZM66 119V118H65ZM64 119V120H65ZM112 119V118H111ZM138 119V118H137ZM189 119V118H188ZM214 119H216V118H214ZM258 119H260V118H258ZM48 120V119H47ZM51 120H52V118H51ZM53 120H54V116H53ZM63 120V121H64ZM80 120V119H79ZM92 120V119H91ZM95 120V119H94ZM135 120V119H134ZM133 120V121H134ZM140 120V119H139ZM163 120H164V118H163ZM163 120H162V122H163ZM168 120V119H167ZM167 120H166V123H167ZM175 120V119H174ZM177 120V119H176ZM180 120V119H179ZM178 120V121H179ZM185 120V119H184ZM198 120V119H197ZM49 121V120H48ZM62 121V120H61ZM117 121H119V120H117ZM153 121V120H152ZM165 121V120H164ZM245 121V120H244ZM247 121V120H246ZM262 121V120H261ZM50 122V121H49ZM57 122V121H56ZM65 122V121H64ZM84 122V121H83ZM87 122V121H86ZM94 122V121H93ZM121 122V121H120ZM155 122V121H154ZM153 122V123H154ZM158 122V121H157ZM173 122V121H172ZM184 122V121H183ZM48 123V122H47ZM46 123V124H47ZM57 123H61V122H57ZM88 123V125H89V122H87ZM87 123H85V125L87 124ZM117 123V122H116ZM126 123V122H125ZM138 123V122H137ZM174 123V122H173ZM187 123V122H186ZM220 123V122H219ZM263 123H264V121H263ZM65 124V123H64ZM118 124V123H117ZM129 124V123H128ZM133 124H134V122H133ZM160 124V123H159ZM163 123H161L160 125H161V127H163V125H162ZM179 124V123H178ZM177 124V125H178ZM184 124V123H183ZM172 125V124H171ZM262 125V124H261ZM68 126H70V124H68ZM67 126V127H68ZM82 126V125H81ZM93 126V125H92ZM136 126H137V124H136ZM168 126V125H167ZM169 126H170V124H169ZM181 126V125H180ZM34 127H39V130H38V132H39V135L38 136H35V138L36 137H38V138H36L37 139V142H36V139L34 140L35 141V143L33 144L34 146H29L30 144H27L26 145V143H23L24 142V140H23V142H22V139L24 138V136H23V138H22V135L25 133H28L29 132V130H31L32 128H34ZM61 127V128H60ZM90 127V126H89ZM94 127H92V128H94ZM130 127V126H129ZM155 127H156V125H155ZM160 127V126H159ZM160 127V128H161ZM164 127H166V126H164ZM172 127H173V125H172ZM175 127V126H174ZM173 127V128H174ZM186 127H187V125H186ZM258 127V126H257ZM261 127H263V126H261ZM65 128V127H64ZM113 128V127H112ZM128 128V127H127ZM126 128V129H127ZM172 128V129H173ZM178 128H180V127H177V129ZM245 128V127H244ZM35 129V128H34ZM70 129V128H69ZM83 129H84V127H83ZM82 129V130H83ZM87 129H88V127H87ZM164 128H162V130H163ZM166 129V128H165ZM260 129V128H259ZM73 130V129H72ZM135 130V129H134ZM166 130H168V129H166ZM170 130H171V128H170ZM169 130V131H170ZM261 130H263V128L261 129ZM36 131H37V129H36ZM36 131H34V133L36 132ZM84 131V130H83ZM89 131H93V129L92 130H89ZM120 131V130H119ZM125 131V130H124ZM128 131H129V129H128ZM138 131V130H137ZM136 131V132H137ZM155 131V130H154ZM177 131V130H176ZM244 131V130H243ZM242 131V132H243ZM247 131V130H246ZM116 132H117V130H116ZM115 132V134H116V136H117V133ZM164 132V131H163ZM178 132V131H177ZM81 133V132H80ZM83 133V132H82ZM87 133V132H86ZM85 133V134H86ZM122 133V132H121ZM132 133V132H131ZM150 133V132H149ZM167 133V132H166ZM166 133H164V134H166ZM244 133V132H243ZM251 133H254L253 131L251 132ZM257 133V132H256ZM260 133V132H259ZM24 134V135H25ZM29 134V133H28ZM30 134H31V132H30ZM88 134V133H87ZM90 134V133H89ZM135 134V133H134ZM152 134H154V133H152ZM158 134V133H157ZM163 134V133H162ZM174 134V133H173ZM75 135V134H74ZM79 135V134H78ZM81 135V134H80ZM121 135V134H120ZM161 135V134H160ZM166 135H168V134H166ZM170 135H171V133H170ZM239 135V134H238ZM243 135V134H242ZM246 135V134H245ZM29 136V135H28ZM91 136V135H90ZM137 136V135H136ZM163 136V135H162ZM174 136H176V135H174ZM174 136H172V137H174ZM258 135H256V137H257ZM260 136V135H259ZM83 137H84V135H83ZM82 137V138H83ZM119 137V136H118ZM167 137V136H166ZM250 137V136H249ZM29 138H30V136H29ZM32 138V137H31ZM73 138H75V137H73ZM88 138V137H87ZM157 138V137H156ZM170 138V137H169ZM236 138V137H235ZM254 138H255V135H254ZM260 138V137H259ZM27 139H28V137H27ZM27 139H26V141H27ZM80 139V138H79ZM78 139V140H79ZM83 139H86V138H83ZM90 139V138H89ZM109 139V140H108ZM116 139V138H115ZM118 139V138H117ZM116 139V140H117ZM152 139V138H151ZM154 139V138H153ZM237 139V138H236ZM244 139H245V137H244ZM247 139H249L248 137H247ZM86 140H88V139H86ZM127 140H128V138H127ZM131 140V139H130ZM163 140V139H162ZM162 140H160V141H162ZM167 140V139H166ZM170 140V139H169ZM174 140V139H173ZM250 140V139H249ZM261 140V139H260ZM260 140H259V142H260ZM32 141V140H31ZM33 141V142H34ZM81 141V140H80ZM84 141V140H83ZM91 141V140H90ZM171 141H172V139H171ZM170 141V142H171ZM246 141V140H245ZM254 141H255V139H254ZM67 142V141H66ZM77 142V141H76ZM82 142V141H81ZM85 142H87V141H85ZM112 142H113V140H112ZM123 142H124V140H123ZM128 142V141H127ZM127 142H125V143H127ZM174 142V141H173ZM250 142V141H249ZM252 142V141H251ZM27 143H29V141L27 142ZM77 143H79V142H77ZM76 143V144H77ZM92 143V142H91ZM90 143V145H92ZM111 143V142H110ZM114 143V142H113ZM161 143V142H160ZM163 143V142H162ZM235 143V142H234ZM239 143V142H238ZM237 143V144H238ZM80 144V143H79ZM89 144V143H88ZM87 144V145H88ZM109 144V143H108ZM132 144V143H131ZM254 144V143H253ZM112 145V144H111ZM122 145V144H121ZM127 145H129V144H127ZM83 146H85V144L83 145ZM114 146V145H113ZM116 146H118V145H115V147ZM254 146V145H253ZM76 147H78V145L76 146ZM87 147V146H86ZM110 147V146H109ZM115 147H113V148H115ZM122 147H123V145H122ZM127 147V146H126ZM125 147V148H126ZM112 148V147H111ZM110 148V149H111ZM70 150H71V148H69ZM127 149H129L128 147H127ZM52 150V151H53ZM73 150V149H72ZM71 150V151H72ZM78 150H79V147H78ZM89 150V149H88ZM105 150V149H104ZM122 150V149H121ZM52 151H51V153H52ZM63 151H65V150H63ZM102 151V152H101ZM106 151V150H105ZM108 151V150H107ZM123 151V150H122ZM248 151H249V149H248ZM110 152H113V151H110ZM121 152V151H120ZM119 152V153H120ZM129 152V151H128ZM38 153V154H39ZM69 153V152H68ZM79 153H81V152H79ZM84 153H87V152H84ZM102 153V154H101ZM256 153V152H255ZM264 153V152H263ZM21 154V153H20ZM37 153H36V155H38ZM53 154V153H52ZM55 154V153H54ZM64 154H66L67 155V153H64ZM63 154V155H64ZM118 154V153H117ZM252 154V153H251ZM22 155H24L23 153H22ZM39 155V156H40ZM61 155H62V153H61ZM84 155V154H83ZM82 155V156H83ZM106 155H107V153H106ZM129 155V154H128ZM9 156V157H10ZM44 156V155H43ZM55 156H57V155H55ZM55 156H54V159H56L55 158ZM68 156V155H67ZM66 156V157H67ZM75 156V155H74ZM84 156H86V155H84ZM83 156V157H84ZM87 156H88V154H87ZM123 156V155H122ZM261 156V155H260ZM9 157L7 158V160H9ZM19 157V156H18ZM22 157V156H21ZM42 157V156H41ZM40 157V158H41ZM64 158H65V156H63ZM63 157H62V160H65V159H63ZM68 157H70V156H68ZM148 157V156H147ZM147 157H146V159H147ZM37 158H38V156H37ZM44 158V157H43ZM49 157H47V159H48ZM60 158V156L58 157V159ZM262 158V157H261ZM4 159V158H3ZM52 159H53V157H52ZM61 159V158H60ZM71 159V158H70ZM117 159V158H116ZM149 159V158H148ZM57 160V159H56ZM61 160V161H62ZM84 160V159H83ZM88 160V159H87ZM91 160V162H93ZM114 160H115V158H114ZM129 160H130V158H129ZM128 160V161H129ZM150 160V159H149ZM263 161H264V159H262ZM23 161V160H22ZM24 161H26V160H24ZM50 161H51V159H50ZM49 160H48V162H50ZM61 161H59L60 163H62ZM73 161V160H72ZM118 161V160H117ZM116 161V162H117ZM120 161V160H119ZM147 161V160H146ZM0 162H1V160H0ZM9 162H11V164H9ZM17 162V163H16ZM20 162H21V158H20ZM44 162V161H43ZM46 162V161H45ZM58 162V161H57ZM64 162V161H63ZM67 162H69V161H67ZM111 162V161H110ZM47 163V162H46ZM66 163V162H65ZM83 163V162H82ZM107 163V164H106ZM122 163H123V161H122ZM126 164H127V162H125ZM129 163V162H128ZM3 164V163H2ZM41 164V163H40ZM39 164V165H40ZM49 164V163H48ZM56 164V163H55ZM54 164V165H55ZM130 164H131V162H130ZM133 164V163H132ZM14 165H15V168H14ZM42 165H44V164H42ZM53 165V164H52ZM57 165V164H56ZM60 165V164H59ZM73 165V164H72ZM79 165H81V164H79ZM122 165V164H121ZM129 165V164H128ZM128 165H125V166H128ZM146 165V164H145ZM4 166V165H3ZM22 166V165H21ZM35 166V165H34ZM49 166V165H48ZM65 166V165H64ZM69 166V165H68ZM70 166H71V164H70ZM124 166V167H125ZM135 166V165H134ZM173 166V165H172ZM171 166V167H172ZM264 166V165H263ZM5 167H7L8 168V166H6L5 165ZM28 167H30V166H28ZM44 167V166H43ZM52 167V166H51ZM55 167V166H54ZM57 167H59V166H57ZM56 167V168H57ZM74 167V166H73ZM79 167V166H78ZM83 167V166H82ZM111 167V166H110ZM109 167V168H110ZM147 167V166H146ZM4 168V167H3ZM7 168H4L6 171H5V176L4 177H2V178H0V184H2L3 183V181L4 182H6L7 181V174H6V172H7ZM21 168H24V167H21ZM38 168V167H37ZM53 168V167H52ZM68 168V167H67ZM66 168V169H67ZM116 168V167H115ZM131 168H134L133 167V165H132V167ZM10 169V168H9ZM28 169V168H27ZM30 169V168H29ZM47 169V168H46ZM50 169V168H49ZM48 169V170H49ZM70 169H72V168H70ZM107 170H108V168H106ZM117 169V168H116ZM125 169V168H124ZM123 169V170H124ZM167 169H168V167H167ZM1 170V169H0ZM3 170V169H2ZM31 170V169H30ZM60 170V169H59ZM62 170V169H61ZM144 170H146V169H144ZM172 170V169H171ZM170 170V171H171ZM226 170V169H225ZM9 171V173H10V170H8ZM21 171V170H20ZM24 172H25V170H23ZM22 171V172H23ZM33 171H34V169H33ZM41 171V170H40ZM47 171V170H46ZM63 171V170H62ZM67 171V170H66ZM85 171V170H84ZM83 171V172H84ZM99 171V172H98ZM128 171V170H127ZM147 171V170H146ZM264 171V170H263ZM30 172H32V171H30ZM37 172V171H36ZM58 172V171H57ZM71 172H72V170H71ZM82 172V173H83ZM118 172V171H117ZM117 172H116V174H117ZM123 172V171H122ZM130 172V171H129ZM134 172V171H133ZM145 172V171H144ZM258 172V171H257ZM12 173V172H11ZM28 173H29V171H28ZM27 173V174H28ZM48 173V172H47ZM65 173V172H64ZM119 173V172H118ZM125 173V172H124ZM164 173V172H163ZM162 173V174H163ZM167 173V172H166ZM172 173V172H171ZM261 173H263V172H261ZM25 174V173H24ZM30 174V173H29ZM28 174V175H29ZM32 174V173H31ZM30 174V176L31 177H29V176H27V177H29L28 179H29V181H30V179L32 180V179H34L35 177H33V175H31ZM34 174V173H33ZM43 174H44V172H43ZM85 174V173H84ZM94 174V175H93ZM144 174V173H143ZM2 175V174H1ZM4 175V174H3ZM11 175H13V174H11ZM22 175V174H21ZM36 175V174H35ZM58 175H59V173H58ZM71 175V174H70ZM118 175H120V174H118ZM124 175V174H123ZM123 175H121V176H123ZM163 175H165V174H163ZM15 176V175H14ZM23 176V175H22ZM46 176V175H45ZM60 176V175H59ZM75 176H76V174H75ZM77 176H79V175H77ZM82 176H83V174H82ZM116 176V175H115ZM127 176V175H126ZM171 176V175H170ZM230 176V175H229ZM69 177V176H68ZM118 177H120V176H118ZM128 177V176H127ZM62 178V177H61ZM73 178V177H72ZM76 178H78V177H76ZM116 178V177H115ZM125 177L123 176V178H121V179H124ZM173 178V177H172ZM171 178V179H172ZM9 179V178H8ZM21 179V178H20ZM42 179V178H41ZM56 179V178H55ZM60 179V178H59ZM111 179H113V181L111 180ZM117 179V178H116ZM120 179V178H119ZM120 179V180H121ZM230 179V178H229ZM37 180V179H36ZM57 180V179H56ZM76 180V179H75ZM77 180H79V179H77ZM10 181V180H9ZM13 181V180H12ZM15 181V180H14ZM16 181H18L17 179H16ZM20 181V180H19ZM26 181V180H25ZM33 181V180H32ZM32 181H30V183L32 182ZM40 181V180H39ZM38 181V182H39ZM48 181V180H47ZM50 181V180H49ZM61 181V180H60ZM65 181V180H64ZM64 181H63V183H64ZM73 181V180H72ZM117 181V180H116ZM123 181V180H122ZM164 181V180H163ZM168 181H170V179L168 180ZM240 181V180H239ZM11 182V181H10ZM23 182V181H22ZM34 182H35V180H34ZM37 182V183H38ZM41 182V181H40ZM39 182V183H40ZM125 182V181H124ZM228 182V181H227ZM258 182H259V180H258ZM13 185H14V183L13 182H11ZM24 183V182H23ZM33 183V182H32ZM36 183V182H35ZM43 183V182H42ZM48 183V182H47ZM50 183V182H49ZM48 183V184H49ZM66 183V182H65ZM115 183V182H114ZM118 183V182H117ZM116 183V184H117ZM121 183V182H120ZM166 183V182H165ZM4 184V183H3ZM16 184V183H15ZM25 184V183H24ZM23 184V185H24ZM34 184V183H33ZM32 184V185H33ZM51 184V183H50ZM53 184V183H52ZM56 184H57V182H56ZM55 184V185H56ZM129 184V183H128ZM240 184V183H239ZM5 185H6V183H5ZM8 185H10V183L8 184ZM8 185H6V186H8ZM45 185V184H44ZM54 185V184H53ZM52 185V186H53ZM126 185V184H125ZM164 185V184H163ZM165 185H167V184H165ZM170 185V184H169ZM172 185V184H171ZM226 185V184H225ZM241 185V184H240ZM264 185V184H263ZM10 186H12V185H10ZM10 186H8V188L9 189H5L6 190V192H10L11 190H10ZM43 186V185H42ZM47 186V185H46ZM45 186V187H46ZM52 186H51V189H52ZM161 186V185H160ZM239 186V185H238ZM20 187V186H19ZM34 187H36L35 186V184H34ZM58 187H60V185L58 186ZM69 187H71V186H69ZM125 187V186H124ZM164 187V186H163ZM162 187V188H163ZM169 188H170V186H168ZM225 187V186H224ZM37 188V187H36ZM39 188V187H38ZM37 188V189H38ZM42 188V187H41ZM161 188V189H162ZM166 188V187H165ZM216 188V187H215ZM44 189V188H43ZM42 189V190H43ZM49 189H50V187H49ZM61 189H63L62 187L60 188V191H61ZM64 189H65V187H64ZM70 189V188H69ZM75 189V188H74ZM73 189V190H74ZM81 189V188H80ZM124 189V188H123ZM171 189V188H170ZM218 189V188H217ZM222 189V188H221ZM8 190V191H7ZM20 190V189H19ZM22 190V189H21ZM33 190V189H32ZM41 190V191H42ZM52 190H54V189H52ZM72 190V191H73ZM225 190V189H224ZM77 191V190H76ZM80 191V190H79ZM91 191V192H92ZM163 191V190H162ZM214 191V190H213ZM21 192V191H20ZM40 192V191H39ZM51 192V191H50ZM81 192H82V190H81ZM80 192V193H81ZM127 192V191H126ZM211 192H212V190H211ZM4 193V192H3ZM37 194H38V191L36 192ZM55 193V192H54ZM56 193H57V191H56ZM60 193V192H59ZM62 193V192H61ZM69 193V192H68ZM75 193V192H74ZM79 193V192H78ZM84 193H86V192H84ZM84 193L82 194V195H84ZM113 193H115V191L113 192ZM112 193V194H113ZM165 193H166V190H165ZM210 193V192H209ZM214 193H216V192H214ZM219 193H221V192H219ZM44 194V193H43ZM66 194V193H65ZM91 194V193H90ZM93 194V193H92ZM92 194L90 195V196H92ZM117 194V193H116ZM121 194V193H120ZM185 194V193H184ZM22 195V194H21ZM40 195V194H39ZM42 195V194H41ZM50 195V194H49ZM63 195H64V191H63ZM67 195V194H66ZM72 195H75V194H72ZM78 195V194H77ZM111 195V194H110ZM2 196V195H1ZM0 196V197H1ZM7 196H9V194L7 195ZM7 196H5L4 195V197H7ZM23 196V195H22ZM21 196V197H22ZM43 196L44 195H42V198H43ZM47 195H45V197H46ZM58 196V195H57ZM71 196V195H70ZM87 196V195H86ZM112 196V195H111ZM210 196V195H209ZM225 196V195H224ZM55 197V196H54ZM61 197V196H60ZM66 197V196H65ZM74 197V196H73ZM85 197V196H84ZM82 198V199H85V198ZM89 197V196H88ZM87 197V198H88ZM118 197V196H117ZM187 197V196H186ZM221 197V196H220ZM230 197V196H229ZM20 197H18V199H19ZM23 198V197H22ZM49 198V197H48ZM58 198H59V196H58ZM69 198V197H68ZM75 198V197H74ZM78 198V197H77ZM80 198H81V196H80ZM86 198V199H87ZM110 198V197H109ZM215 198V197H214ZM12 199V198H11ZM11 199H5V202L4 203H2L4 200H2V199H0L1 201H0V203H2V204H0V208H6V210L8 209L9 210V213L7 212V211H4V212H6V214H7V216L6 217H0L1 219V221H2V219L5 221V218L7 219V217L8 218H10V219H14L13 221H15L16 220V222H17V219L16 218H21V216H22V214H20L21 216H19V217H17L18 216V214H17V212L16 211H18V209H20V207L19 206H22L21 205V203H19L20 201H18L17 202V200H15L14 201V199L13 200H11ZM17 199V198H16ZM55 199V198H54ZM112 199H113V197H112ZM117 199V198H116ZM219 199V198H218ZM234 199V198H233ZM21 200V199H20ZM55 200H58V199H55ZM59 200H60V198H59ZM63 200V199H62ZM65 200V199H64ZM115 200V199H114ZM239 200V199H238ZM22 201V200H21ZM24 201V200H23ZM49 201H50V199H49ZM212 201H213V198H212ZM211 201V202H212ZM19 203L20 205L18 206L19 208H17V210H16V204L17 203ZM24 202H26V201H24ZM23 202V203H24ZM77 202V201H76ZM81 202V201H80ZM83 202V201H82ZM93 202V203H94ZM119 202H121V201H119ZM229 202V201H228ZM228 202H226L225 201V205H227L226 207H228L229 208V206H228V204L230 203V202H232V201H230L229 203ZM44 203H45V201H44ZM55 203V202H54ZM54 203H52V204H54ZM58 203V202H57ZM78 203V202H77ZM76 203V204H77ZM83 203H85V202H83ZM82 203V204H83ZM96 203H94V204H96ZM118 203V202H117ZM123 203V202H122ZM209 203V202H208ZM226 203H228V204H226ZM51 204V205H52ZM62 204H63V201H62ZM61 204V205H62ZM69 204V203H68ZM92 204V203H91ZM93 204V205H94ZM125 205H126V203H124ZM184 204V203H183ZM182 204V205H183ZM224 204L223 203H220L219 201L217 202V201H213L212 203H211V205H206V206H204V208H203V210L201 211V212H197V221L198 220H200V222H202L203 223V225L205 226H207L208 225V223H209V228H210V230H212L211 228H213V226L212 225H214V223H215V225H216V222H218L219 220H222L223 219V208H225V207H223L224 206ZM59 205H60V203H59ZM60 205V206H61ZM64 205H65V203H64ZM77 205H79V203L77 204ZM113 205V204H112ZM121 205V204H120ZM124 205V206H125ZM173 205V204H172ZM175 205V204H174ZM231 205H234V204H231ZM26 206V205H25ZM47 206V205H46ZM53 206V205H52ZM63 206V205H62ZM73 206V205H72ZM71 206V207H72ZM88 206V205H87ZM239 206V205H238ZM242 206V205H241ZM55 207V206H54ZM57 207V206H56ZM65 207H67V206H65ZM65 207H63V208H65ZM91 206H89V208H90ZM121 207V206H120ZM203 207V206H202ZM233 207V206H232ZM73 208V207H72ZM76 208V207H75ZM75 208H73V209H75ZM77 208H78V206H77ZM77 208H76V210H77ZM92 208V207H91ZM94 208V207H93ZM98 208V207H97ZM112 208H114V207H112ZM161 208V207H160ZM166 208V207H165ZM174 208V207H173ZM60 209H62V208H60ZM60 209H58V210H60ZM69 209V208H68ZM85 209H87V208H85ZM116 209V208H115ZM115 209H113V210H115ZM179 209V208H178ZM180 209H182L181 207H180ZM179 209V210H180ZM187 209V208H186ZM191 209H193V207L191 208ZM227 209V208H226ZM1 210V209H0ZM5 210V209H4ZM49 210H51V209H48L47 211H48V213L50 212ZM84 210V209H83ZM87 210H89V209H87ZM98 210V209H97ZM121 210V209H120ZM159 211H160V209H158ZM188 210V209H187ZM195 210H196V208H195ZM242 210V209H241ZM80 211V210H79ZM86 211V210H85ZM99 211V210H98ZM98 211H97V213H98ZM111 211H112V209H111ZM116 211V210H115ZM171 211V210H170ZM174 212L176 211V210H173ZM182 211H184V210H182ZM181 211V212H182ZM225 211V210H224ZM233 211V210H232ZM2 212V211H1ZM19 212V211H18ZM52 212V211H51ZM56 212H57V210H56ZM83 212V211H82ZM87 212V211H86ZM117 212V211H116ZM240 212V211H239ZM20 213V212H19ZM54 213V212H53ZM65 213V212H64ZM63 213V214H64ZM101 213V212H100ZM112 213V212H111ZM119 213H120V211H119ZM172 213V212H171ZM232 213V212H231ZM241 213V212H240ZM2 215L1 216H3V214L5 215V213H1ZM70 214H72V213H70ZM83 214V213H82ZM81 214V215H82ZM90 214V213H89ZM114 214V213H113ZM184 214V213H183ZM191 214L192 215H190L191 217H193L194 216V219H195V217H196V213H192L191 212ZM225 214V213H224ZM61 215V214H60ZM68 215V214H67ZM92 215H95V214H92ZM109 215V214H108ZM119 215V214H118ZM129 215V214H128ZM177 215V214H176ZM65 216H66V214H65ZM111 216V215H110ZM131 216V215H130ZM186 217V220H187V216L188 215H185ZM229 216V215H228ZM261 216V215H260ZM67 217V216H66ZM80 217V216H79ZM98 217V216H97ZM128 217V216H127ZM126 217V218H127ZM153 217H154V215H153ZM162 217H163V215H162ZM172 217V216H171ZM191 217H189V220H190V218ZM224 217H225V215H224ZM230 217V216H229ZM72 218V217H71ZM81 218V217H80ZM79 218V219H80ZM91 218V220H93L92 219V216L90 217ZM94 218V217H93ZM113 218H115V216L113 217ZM113 218H112V220H113ZM170 218V217H169ZM173 218V217H172ZM171 218V219H172ZM180 218H183V219H185L184 217H183V215H181L180 214ZM222 218V219H221ZM227 218V217H226ZM234 218V217H233ZM26 219H29V218H26ZM61 219V218H60ZM75 219H76V217H75ZM116 219V218H115ZM132 219V218H131ZM155 219H156V217H155ZM170 219V220H171ZM193 219V218H192ZM192 219H191V221H192ZM193 219V220H194ZM225 219V218H224ZM8 220V219H7ZM6 220V221H7ZM49 220V219H48ZM59 220V219H58ZM66 220V219H65ZM70 220V219H69ZM87 220H88V218H87ZM127 219H125V221H126ZM174 221H175V219H173ZM188 220V221H189ZM12 221V222H13ZM22 221V220H21ZM86 221V220H85ZM100 221V222H101ZM114 221V220H113ZM124 221V220H123ZM132 221V220H131ZM172 221V220H171ZM224 221V220H223ZM228 220H226L225 222H227ZM3 222V221H2ZM26 222L27 223H29V222H31V221H29V220H26ZM25 222V223H26ZM51 222V221H50ZM49 222V223H50ZM67 222V221H66ZM101 222V223H102ZM168 222V221H167ZM173 222V221H172ZM196 222V221H195ZM194 222V223H195ZM15 223V222H14ZM22 222H20L19 224H21ZM32 223V222H31ZM85 223V222H84ZM87 223V222H86ZM124 223V222H123ZM168 223H170V221L168 222ZM180 223H182V222H180ZM190 223V222H189ZM218 223H220V222H218ZM224 223V222H223ZM222 223V224H223ZM63 224H66V223H63ZM130 224V223H129ZM173 224V223H172ZM193 224V223H192ZM196 224V223H195ZM221 224V225H222ZM225 224V223H224ZM227 224V223H226ZM27 225V224H26ZM71 225V224H70ZM80 225H85V224H80ZM115 225V224H114ZM122 225V224H121ZM133 225V224H132ZM165 225V224H164ZM186 225V224H185ZM188 225V224H187ZM186 225V226H187ZM220 225V224H219ZM4 226H6V225H4ZM15 226V225H14ZM21 226V225H20ZM20 226H18L19 228H20ZM55 226V225H54ZM64 226V225H63ZM73 226V225H72ZM108 226V225H107ZM128 226V225H127ZM131 226V225H130ZM129 226V227H130ZM174 226V225H173ZM176 226H177V223H176ZM182 226H184V225H182ZM182 226H181V228H182ZM193 226V225H192ZM196 226V225H195ZM216 226H218V224L216 225ZM1 227V226H0ZM25 227V226H24ZM50 227H51V225H50ZM77 227V226H76ZM88 227H89V225H88ZM101 227V226H100ZM208 227V226H207ZM32 228V227H31ZM55 228V227H54ZM73 228V227H72ZM91 228V227H90ZM126 228V227H125ZM125 228H123V229H125ZM170 228H173L172 226L170 227ZM178 228H180V226L178 227ZM192 228H194V227H192ZM191 228V229H192ZM196 228V227H195ZM195 228H194V230H195ZM1 229V228H0ZM24 229V228H23ZM56 229H57V227H56ZM55 229V230H56ZM68 229V228H67ZM78 228H76V230H77ZM84 229V228H83ZM85 229H86V227H85ZM87 229H89V228H87ZM86 229V230H87ZM116 229V228H115ZM128 229V228H127ZM176 229V228H175ZM188 229V228H187ZM207 229V228H206ZM216 229V228H215ZM219 229H221V228H219ZM224 229V228H223ZM11 229H8V226H6V227H4L3 229H1L0 230V255H3V259H5L4 257H6L7 258V261L9 260H11V261H13L14 260V262L17 264V263H21L20 262V258H22V259H26L28 262L30 261V259H27V255L29 254V252H27L28 251V249H26L25 247H26V245H25V247L24 248H22L23 249V251H22V253H19L20 252V250H22V249H20V247H19V245H18V243H12V241H9L10 239H12V238H10V233H11V231H10ZM14 230V229H13ZM17 230V229H16ZM52 230V229H51ZM54 230V229H53ZM72 231V233L74 232V234L75 235H78V231H76V230H74V229H71ZM120 230V229H119ZM184 230V229H183ZM199 230V229H198ZM18 231H19V229H18ZM18 231H15L16 233H18ZM70 231V230H69ZM112 231V230H111ZM116 231V230H115ZM126 231V230H125ZM224 231V230H223ZM54 232V231H53ZM81 232V231H80ZM123 232V231H122ZM121 232V233H122ZM130 232V231H129ZM196 233H197V231H195ZM195 232H193V233H195ZM201 232V231H200ZM211 232L212 231H204V236L206 237V238H209L208 236H210L211 235ZM215 232H217L218 233V231H215ZM19 233H20V231H19ZM35 233V232H34ZM82 233V232H81ZM98 233H100V232H98ZM124 233V232H123ZM225 233V232H224ZM12 234V233H11ZM37 234V233H36ZM80 234V233H79ZM101 234V235H100ZM99 234V237L100 238H98L99 239V241L101 240V236L104 234V231L102 232V233H100ZM113 234V233H112ZM117 234H120V233H118L117 232ZM129 234V233H128ZM131 234V233H130ZM35 235V234H34ZM52 235V234H51ZM56 235V234H55ZM66 235V234H65ZM72 235V234H71ZM89 235H92V234H89ZM111 235V234H110ZM198 235V234H197ZM12 236H13V234H12ZM59 236V235H58ZM87 236V235H86ZM95 237L97 236L96 234L94 235ZM8 238L7 240L9 241V244L10 245H8V243L7 242H5V239L4 238ZM36 237V236H35ZM57 237V236H56ZM63 237V236H62ZM70 237V236H69ZM80 237V236H79ZM82 237H84L85 239L87 238V237H85V235H83ZM92 237V236H91ZM91 237H88L87 239L89 240V239H93V237L91 238ZM110 237V236H109ZM115 237V236H114ZM217 237H218V235H217ZM74 238V237H73ZM83 238V239H84ZM97 238V237H96ZM96 238H95V240H96ZM105 238V237H104ZM104 238H103V240H104ZM204 238V237H203ZM53 239H55V237H53ZM59 239V238H58ZM69 239H71V237L69 238ZM82 239V238H81ZM81 239H79L78 238V240H81ZM85 239H84V242H85ZM110 239H111V237H110ZM187 239V238H186ZM195 239V238H194ZM201 239V238H200ZM37 240V239H36ZM63 240V239H62ZM76 240V239H75ZM105 240H107V239H105ZM34 241V240H33ZM68 241V240H67ZM92 241H94V240H92ZM98 241V240H97ZM97 241H96V244H97ZM114 241V240H113ZM113 241H111V242H113ZM193 241V240H192ZM204 240H202L201 242H203ZM208 241V240H207ZM213 241H214V239H213ZM35 242V241H34ZM37 242V241H36ZM63 242V241H62ZM88 242V241H87ZM106 242H108V241H106ZM7 243V244H6ZM43 243V242H42ZM54 243V242H53ZM65 242H63L62 244H64ZM70 243V242H69ZM74 243V242H73ZM80 243H82V242H80ZM86 243V242H85ZM100 243H102V242H100ZM100 243H98L97 245H99ZM114 243V242H113ZM179 243V242H178ZM31 244V243H30ZM94 244V243H93ZM95 244V245H96ZM201 244V243H200ZM56 245V244H55ZM61 245V244H60ZM77 245H79V244H77ZM85 245H87V244H85ZM90 245V244H89ZM104 245H106V244H104ZM111 245V244H110ZM116 245V244H115ZM216 245V244H215ZM257 245V244H256ZM13 246H15V247H13ZM31 246V245H30ZM39 246H40V244H39ZM42 246H44V245H42ZM84 246V245H83ZM88 246V245H87ZM114 246V244H112V247ZM195 246V245H194ZM198 246V245H197ZM35 247V246H34ZM46 247V246H45ZM74 247H76V246H74ZM86 247V246H85ZM94 247V246H93ZM212 247H213V243H212V239L209 241V242H206V244L204 245V247H203V249H204V253H208V252H210L211 251V249H212ZM215 247V246H214ZM9 248V249H8ZM38 248V247H37ZM108 248H109V246H108ZM114 248H115V246H114ZM117 248V247H116ZM115 248V249H116ZM119 248V247H118ZM181 248V247H180ZM188 248V247H187ZM190 248V247H189ZM19 249V250H18ZM31 249H33V248H31ZM42 249V248H41ZM40 249V250H41ZM48 249V248H47ZM74 249V248H73ZM101 249V248H100ZM50 250H51V248H50ZM49 250V251H50ZM65 250H67V249H65ZM117 250V249H116ZM184 250V252H185V249H183ZM188 250V249H187ZM36 251V250H35ZM48 251V250H47ZM53 251H55V253H56V255L58 254V251H60V249L59 250H57V252H56V247H55V250H52V252ZM68 251V250H67ZM66 251V252H67ZM80 251L81 250H79V251H77V253L79 252L80 253ZM83 251V250H82ZM30 252H31V250H30ZM41 253H42V251H40ZM61 252V251H60ZM59 252V253H60ZM76 252V251H75ZM84 252H86V251H84ZM212 252V251H211ZM12 254L13 256H11L10 254ZM54 253V252H53ZM83 253V252H82ZM81 253V254H82ZM122 253V252H121ZM124 253H125V251H124ZM181 253V252H180ZM47 254H48V252H47ZM80 254V255H81ZM117 254V253H116ZM177 255H179L178 254V251H177V253H176ZM203 254V253H202ZM214 254V253H213ZM9 255H10V257H11V259H10V257H9ZM20 255H22V256H20ZM38 255V254H37ZM36 255V256H37ZM45 255V254H44ZM74 255V254H73ZM77 255V254H76ZM79 255V254H78ZM84 255H85V253H84ZM83 255V256H84ZM87 255H88V253H87ZM121 254H119V256H120ZM170 255V254H169ZM177 255H175V257L177 256ZM188 255H190V254H187V257L189 258V256ZM210 255V254H209ZM35 256V254L33 253V256L32 257H34ZM40 256V255H39ZM49 256H51V254L49 255ZM59 256V255H58ZM61 256H63V254L61 255ZM70 256L72 257V255L70 254ZM82 256V255H81ZM82 256V257H83ZM126 256V255H125ZM129 256V255H128ZM173 256V255H172ZM171 256V257H172ZM181 256V255H180ZM185 256H186V254H185ZM184 256V257H185ZM191 257L188 259V263L189 264H197V261L200 259V256L201 255H199V254H192V255H190ZM207 256V255H206ZM2 256H0V258H1ZM12 257L14 258V259H12ZM31 257V258H32ZM56 257V256H55ZM69 257V256H68ZM73 257H75V256H73ZM113 257V256H112ZM122 257V256H121ZM130 257V256H129ZM170 257V256H169ZM174 257V256H173ZM210 257V256H209ZM40 258V257H39ZM53 259H54V257H52ZM65 258V257H64ZM78 258V257H77ZM79 258H81L80 256H79ZM87 258H90L89 256L87 257ZM186 258V257H185ZM213 258H214V256H213ZM2 259V258H1ZM24 259V260H25ZM50 259V258H49ZM57 259V258H56ZM59 259V258H58ZM66 259V258H65ZM72 259V258H71ZM82 259V258H81ZM84 259V258H83ZM86 259V258H85ZM167 259V258H166ZM175 259H177V257L175 258ZM203 259V258H202ZM25 260V261H26ZM62 260H64V259H62ZM87 260V259H86ZM85 260V261H86ZM97 260V259H96ZM132 260V259H131ZM169 260H170V258H169ZM186 260L187 259H182L181 258V263L180 264H187V262H186ZM6 261V262H7ZM7 262V264L9 263V264H11L10 262ZM52 261V260H51ZM70 261V260H69ZM68 261V262H69ZM74 261V263H77L76 262V259L75 260H73ZM79 261V260H78ZM84 261V260H83ZM88 261H89V259H88ZM87 261V262H88ZM135 261V260H134ZM164 261V260H163ZM208 261V260H207ZM4 262V261H3ZM27 262V263H28ZM31 262V264H32V261H30ZM59 262V261H58ZM154 262H156V261H154ZM153 262V263H154ZM167 261H165V263H166ZM185 262V263H184ZM5 263V262H4ZM26 263V264H27ZM34 263V262H33ZM65 263V262H64ZM80 263H82V260H81V262ZM123 263V262H122ZM3 264V263H2ZM14 264V263H13ZM28 264H30V263H28ZM70 264H71V262H70ZM73 264V263H72ZM78 264V263H77ZM82 264H84V262L82 263ZM126 264V263H125ZM161 264V263H160ZM171 264V263H170ZM175 264V263H174ZM200 264V263H199ZM205 264V263H204Z\"/></svg>","mask_w":264,"mask_h":264}]
</instances>
